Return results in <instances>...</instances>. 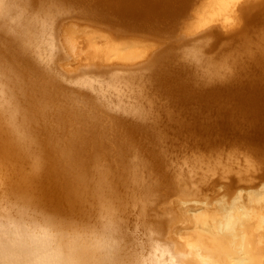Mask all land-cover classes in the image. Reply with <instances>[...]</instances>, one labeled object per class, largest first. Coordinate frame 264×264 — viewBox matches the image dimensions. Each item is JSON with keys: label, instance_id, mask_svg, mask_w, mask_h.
Returning a JSON list of instances; mask_svg holds the SVG:
<instances>
[{"label": "rangeland", "instance_id": "rangeland-1", "mask_svg": "<svg viewBox=\"0 0 264 264\" xmlns=\"http://www.w3.org/2000/svg\"><path fill=\"white\" fill-rule=\"evenodd\" d=\"M1 2H0V8H2L3 7V11L5 12L4 14H6V16H10V14L12 13V14H14V16H13V18H10L11 16H12V14H11V16L9 17L10 19H13V23L12 22H10V20H8L9 18H7L4 14H2L1 12V14H0V17L2 18H0V26L2 27H0V30H2L3 29V27H5L6 25H8L9 23V25L7 26V28H9V29H11V27H12V29H11V32H8L9 31V29H7L5 32L2 30V32H4V33H2V32H0L1 34H0V42L2 41V43H0V45H10V44H13L16 48H19V46H20V42L22 43V45H23V47L25 48V51H22V52H24L25 54H27L26 55V57L32 62H34L36 65H35V68L34 67H32L29 63H27V61H28V59H27V61L26 60H24V59H21V60H19V61H17V63H18V65H20L21 66V68H25V71H26V73L27 72H31V75H28L29 77L31 76L33 79H34V84H35V87H36V89H35V93L37 94V93H39L40 92V94L38 95V99H39V101H40V103L43 105V107H45V108H47L49 111V113H50V115L49 114H47L46 116H42V115H39V116H36V117H34L33 115H32V113L31 112H29V110H28V108H26L23 112H21V111H19L20 110V108H23L24 106H26V104L28 105V104H32L33 103V101L31 100V99H29V98H27V97H25L26 99H24V97H23V94L21 95V98L18 96L19 95V92L17 93L18 95L16 96V95H14V94H12L11 93V90H12V88L14 89L15 88V84H14V82H12V79H13V77H12V70L14 69V67H15V69H16V64L14 63V62H12V61H10L9 59H7L6 57H5V55L3 54V53H1L0 52V91L1 92H4V94L2 93V95L0 94V121H1V123H0V125H2L1 126V128H0V153L1 154H3V155H1L0 154V159H1V165H0V171H1V174H3L2 176L3 177H5V178H3L2 177V179L0 180V211H2V210H6V211H3V215H2V213L0 212V216H3V217H7V215H8V217H9V215L11 216V215H13V210H15L16 208H14L13 209V206L12 205H14V203L15 202H12V201H17L18 200V198H17V195H15V193H13L15 196H16V198H17V200H15L13 197H15L14 195L13 196H11L12 195V188L14 189L15 188V185H17V186H19V184L22 182V179L21 178H25V179H29V181L33 178V182H29V183H33V184H29L30 186H32V187H34V188H36V192L37 191H39L38 193V195H40L41 193H42V191H43V193L46 195L47 194V192H45V190H44V188L42 187V186H44L46 183H45V181H47V179H49V172H48V169L49 168H47L48 166H46V165H44V167H43V169H42V167L40 168L41 170V179H42V177H43V179H42V181H39V180H41V179H38V178H36V180H38V182L35 180V182H34V172H36V168H34L35 167V165H36V163H34V161H35V159L37 158V160L35 161V162H37V164H38V159H40L41 161H43L44 163H48V161H49V159L47 160V158H45V154H47V153H45V152H48L49 150L47 149L49 146L48 145H54V146H57L58 148L60 147L61 148V150L63 149L62 147H64L65 145H66V142H67V138H70V135L73 133V131L75 132V130L77 129L76 127H78V128H81V126L82 127H84V125L83 124H85V129L83 128V131H82V133H83V136L84 137H88L90 140H92V141H90L91 143H89L88 142V144L87 145H89V144H91V145H89V146H87V147H85V149H88L89 151H90V147H92V153L91 152H89L88 150H85V156L87 157V158H85V159H87V160H89L91 163H89V161H85V159L84 160H82V161H79V162H76V163H74V165L75 166H78V167H80V171L82 172L83 171V169H82V167L84 168L85 166H87V164L89 163V164H91V165H89L90 166V168H89V170H88V167L89 166H87V167H85V168H87V171L85 172V177H86V179H87V181H89L88 183V188L90 187L91 189H93L91 186H93V183L91 184V179L90 178H93L92 180L93 181H95V177L97 176V172L98 171H100L101 173H108V176L110 177V178H114L115 177V179L117 178V181L121 178V177H124L125 178V176H126V174H127V177L129 178V176H130V174H131V178H132V180H131V178H127V181H126V178H125V182H127V184L126 183H122L121 184V182L120 181H124V178L122 179V180H120V181H118V183L117 184H115L116 183V181L113 179V181H114V183H112V180L109 178V180L108 181H110L111 183H110V186H111V194L113 195V194H115V195H113L111 198H112V202H114L115 203V205H114V203H112L111 204V201L109 200L110 199V195L111 194H109L110 193V191L108 190V189H106L107 191L106 192H108V194L106 193V192H104V195L106 196V197H102V198H106V199H100V202L98 201L99 199H96V198H94V197H92V196H89V197H87V201L86 202H88V203H84V205H88L87 206V208H89L88 210L90 211V207H91V211L94 209L95 210V205L97 206V204H99V203H101L100 205L101 206H97L96 207V209H99V208H101V210L102 211H104L103 213H101L100 211V209H99V212H97L98 210H93V213L91 212H88V210H86L87 208L83 205L82 207H85L86 209L85 210H83L84 208H82V209H80V210H83V211H80V210H78L77 212H76V216H74V220L75 219H77V217L78 218H83L82 219V221H80L81 219H78V221L76 220L75 221V223L76 222H81V225H82V222L84 221V222H86V220L87 219H91V221H92V218L93 219H95V220H93V221H96V217L95 216H97V217H100V219L98 220V218H97V220L99 221V223H98V221L95 223L94 222V224L95 225H97V224H99V226L97 225V227H96V229L98 230V232L96 231V229L95 228H92L93 226L95 227V225H92L93 224V221H92V223L90 222V220H87V221H89L90 222V224H89V226L87 225V226H84V225H86L87 223H89V222H86V224L83 222V225L82 226H84V230L82 229V226L80 225V223H78V225H77V223H76V226H78V229L80 230V229H82L83 230V232L85 233V235L84 236H86V234L87 233H91L90 231H93L95 234H97V235H101V234H98L100 231V233H102V234H104L105 233V235H103V236H105V238H102L103 239V241H105L106 242V244H108V246H112L113 244H114V242H115V244L118 242V244L120 243V240H121V242H122V240L124 239V238H126L127 240H125L126 242H127V244H125L126 242L123 240V244L122 243H120L119 245H121L122 247H120V249L121 250H124L123 248L125 247V248H128V249H125L124 251H126L125 252V254L122 252V256L124 255V257L125 256H127V257H130V256H128L127 254H128V252H129V254L131 255V258H129V259H127V261H126V258H125V260H124V258H123V260L124 261H126V262H128L127 264H129V262L131 261V263L130 264H135V261L139 258H142L143 259V257L144 258H149V262L151 263V264H155V262H157L158 263V261H162L163 262V264L164 263H166V264H179L180 262L181 263H183V261L186 263V261H185V259L183 258V255H181V254H184L185 255V251H190V252H188L189 254H191L192 252H193V249H191L188 245H187V243H186V240L188 239V237H189V235L191 234V233H193V231L195 230V228H196V226L193 224L192 225V223H190V221H192V219L191 218H193L192 217V215L194 216V217H196L195 215H199V213H203L204 212V209H205V211L207 210V208H208V210H209V208L211 209L210 211H212L213 209H214V211H216L217 209H218V207H219V205L222 203V202H227V203H229L230 201H238L239 199H242V200H245V199H247V200H245V202H247V203H249L250 202V193H255L256 195H261V196H263L264 195V131H262V134H259V132L258 131H256V128H255V124H257L258 123V119H256V117L257 118H259L258 116H260V118H259V125L260 126H263L264 125V114H260V115H252V113H251V110H252V107L254 108V109H256L255 108V106H257V104H254V103H251L249 100H246V101H240V99L238 98V97H236V96H239L240 97V94L242 95V94H246L247 92H249V91H251V90H255V92L253 93V94H260V96H261V92H263V94H264V87H262L263 85H262V83H264V82H262V81H264L263 79H264V76H262V75H264V72H263V67H264V52H263V48H262V45L264 44V43H262V42H264V34H262L261 35V32H259V31H263L262 33H264V16H262V18L260 17V18H257V19H254V20H252L251 22H248V20H246V19H248L249 18V16L247 15V16H245V14H246V12L242 9L241 10V8H240V10L238 9V13H236V14H233V15H231L229 18H228V20H227V22H224V16H220V18L219 19H215L214 21H211L212 23H207V24H204V25H202L203 23H204V21L202 22V19L204 18V16H201V14L203 13V12H205L206 11V9H208L209 8V4L211 3V0H194L193 2H192V0H191V4H190V6H188V8L190 9V10H187V11H189L188 13H187V11H183L184 12V15H180L179 16V18H182V19H179V21L181 20V22H178V20H177V24H176V26L177 25H179L178 27H175V29H174V31H173V33H169V32H167V33H165L164 31H166V30H164L165 29V26H163L162 27V25H160L159 24V26H161L162 28H163V30L164 31H162L161 29V27L158 29V27L156 28V27H152L151 29L149 28V27H147V26H149L148 24L149 23H147L146 21L144 22V21H142L141 22V24L143 25H141L140 24V21H136V23H138V25L137 24H133V22L131 23L130 21H127V20H123V19H121L120 17V19H118V17L117 16H111L110 18L109 17H103V15L102 14H97L98 13V11L97 12H95V10L94 11H91V10H93V9H91V10H89L88 9V5H89V3H85V2H83L82 3V5H81V2H82V0H74V2H77V1H80V2H77V3H74L73 1H71V3L74 5V6H72V4L70 3V1L68 0V1H63V0H61V2H60V0H47V2L48 3H46V0H44L45 1V3H44V1H40L39 3L38 2H36V3H33V2H24V1H20V2H18V0H16L17 2L16 3H18L17 5H19V8L21 7V8H23L21 11H24L25 12V15H26V13H27V11H28V13H30L29 15H28V13H27V15L26 16H28V17H26L25 15H23V13L21 12V14H19L20 12V9H18L17 10V8H15V6L14 5H16L15 4V0H12L13 2H11V0H10V2H11V5L13 6V7H11V5H10V3H8L7 2V4H5L6 3V1H9V0H3L4 2H2V0H0ZM89 1H93V0H89ZM253 1V0H252ZM256 2L258 1V0H255ZM23 2V3H22ZM52 2V3H51ZM53 2H55V3H53ZM58 2V3H57ZM70 3V4H68V3ZM256 2H254V3H256ZM2 3V4H1ZM14 5H13V4ZM41 3H43V4H41ZM66 3V4H65ZM20 4H21V6H20ZM28 4H29V6H31V7H27L28 6ZM45 4H47V5H45ZM55 5L56 6V10L54 9V10H52V11H50L49 9V12H47L46 10H45V8H47L48 6H50V5ZM60 4V5H59ZM86 4V5H85ZM188 4V5H189ZM10 5V6H9ZM22 5L25 7L26 5V7H27V9H25L24 7H22ZM85 5V6H84ZM33 6H35L34 8H32ZM38 6V7H37ZM64 6V7H63ZM66 6V7H65ZM70 6V7H69ZM82 6V7H81ZM261 6V5H260ZM260 6H257V7H260ZM18 7V6H17ZM37 7V9H35ZM44 7V8H43ZM257 7H252V9L253 10H251V11H257L256 9H257ZM8 8V9H7ZM50 8V7H49ZM60 8V9H62V10H60L59 12H60V15H59V12H58V9ZM82 8V9H81ZM187 8V9H188ZM14 9H15V11L17 10V14L16 13H13V12H15L14 11ZM28 9H30V10H28ZM65 9H67L66 10V13H65ZM80 9H81V11H80ZM84 9H86L85 11H84ZM9 10V11H8ZM34 10V11H33ZM40 10V11H39ZM43 10V11H42ZM39 13H38V12ZM57 12V14H55L56 12ZM264 11V10H263ZM262 11V12H263ZM8 12H10V14H8ZM19 12V13H18ZM34 12V13H33ZM53 13L52 15H51V13ZM86 12V13H85ZM37 13V14H36ZM42 13V14H41ZM50 13V14H49ZM94 13V14H93ZM106 13V12H105ZM206 13V12H205ZM245 13V14H244ZM264 13V12H263ZM16 14V15H15ZM46 14H47V17H46ZM96 14V15H95ZM262 14V13H261ZM1 15H4V16H1ZM17 15L20 17L21 15V17L18 19V18H16L17 17ZM36 15H37V17H36ZM45 17H44V16ZM58 15V16H57ZM66 15V16H65ZM264 15V14H263ZM26 17V18H28V19H26L25 20V18L24 17ZM102 16V17H101ZM183 16V17H182ZM41 17V18H40ZM48 17H50V19L48 18ZM54 17V18H53ZM59 17V18H58ZM115 17H116V19H115ZM247 17V18H246ZM259 17V16H258ZM7 18V20H5ZM15 18H16V20H15ZM30 18V19H29ZM33 18V19H32ZM51 18H53L52 20H51ZM222 18V19H221ZM242 19V20H240V19ZM4 19V20H3ZM48 19V20H47ZM221 19V21H223V22H221V21H218V20H220ZM239 21H238V20ZM258 19H260V20H258ZM2 20V21H1ZM20 20H22V21H20ZM25 20V21H24ZM33 20H35V21H33ZM46 20V21H45ZM59 20V21H58ZM15 21H17V22H15ZM26 21L27 22H29V21H32V24H31V26H29L28 25V23H26ZM40 21V22H39ZM47 21H49V22H51V24L49 23V22H47ZM206 21V20H205ZM229 21V22H228ZM239 22V23H236V22ZM241 21V22H240ZM247 21V22H246ZM261 21V22H260ZM7 22V23H6ZM47 22V23H46ZM243 22V23H242ZM259 22V23H258ZM6 23V24H5ZM18 25H17V24ZM20 23V24H19ZM30 27L29 29H26L27 28V26H26V28H25V25L26 24ZM57 23H58V25H57ZM143 23H145V26H144V24ZM179 23V24H178ZM222 23L224 24V25H222ZM234 23H235V25H234ZM242 23V24H241ZM253 23V24H252ZM255 23V24H254ZM263 23V24H262ZM24 24V27L22 26ZM44 24V25H43ZM50 24V25H49ZM209 24V25H208ZM231 24V25H230ZM237 24V25H236ZM246 24H248V25H246ZM257 24V25H256ZM16 25L17 26H21V28L19 27V29H18V31H17V36H16V34H15V36H14V31H13V29L15 30V33H16ZM34 25V26H33ZM256 25V27H254ZM42 26V27H41ZM45 26V27H44ZM50 26V27H49ZM51 26H52V28H51ZM57 26V27H56ZM139 26H142V27H139ZM210 26H214V27H212V29L210 28ZM225 26V27H224ZM236 26H238L237 28H236ZM35 27V28H34ZM144 27V28H143ZM166 27H168V25L166 26ZM243 27V28H242ZM248 28L247 29V32H246V28ZM32 28V29H31ZM37 28V29H36ZM50 28V29H49ZM169 28V27H168ZM195 28V29H194ZM213 28H215L216 30H214ZM229 28V29H228ZM235 28V29H234ZM242 28V29H241ZM254 28V29H253ZM260 30H259V29ZM21 29V30H20ZM153 29V30H152ZM190 29H191V31H190ZM194 29V30H193ZM250 29V30H249ZM31 30V31H30ZM37 30V31H36ZM51 30V31H50ZM58 30V31H57ZM205 30L206 31H208V30H210V31H208V32H206V34H203L202 33V31L203 32H205ZM229 30V31H228ZM241 30V31H240ZM259 30V31H258ZM13 31V32H12ZM21 31H22V33L23 34H21ZM49 31V32H48ZM56 31V32H55ZM214 31V32H213ZM221 31V32H220ZM254 33H252V32ZM255 31V32H254ZM19 32V33H18ZM28 32V33H27ZM70 32H71V34H70ZM87 32H88V34H87ZM189 32V33H188ZM242 32H244V33H242ZM8 33H13V35H9ZM41 33V34H40ZM49 33V34H48ZM52 33V34H51ZM82 35H81V34ZM84 33L87 35V37L89 36V38H90V40L91 41H89V38H87L86 36V38H87V40L88 41H84V38L82 37L83 35H84ZM90 33V34H89ZM213 33V34H212ZM232 33H234V34H232ZM242 33V34H241ZM252 34L253 36V40H252V37H251V35H249V34ZM8 34V35H7ZM30 34V35H29ZM48 34V35H47ZM93 34V35H92ZM190 34V35H189ZM201 34H203L202 36H199V35H201ZM225 34V35H224ZM229 34V35H228ZM232 34V36H230ZM242 36H241V35ZM249 36H248V35ZM255 34H257V35H255ZM260 34V35H259ZM5 36V38H7V39H9L8 40V43L6 44V39H2V38H4L3 36ZM21 35V36H20ZM36 37H35V36ZM45 35V36H44ZM65 35V36H64ZM71 36V35H73L74 37H75V39L76 40H78V39H82L83 38V40L80 42V41H78V42H80V43H83V41H84V43H83V45H80V43H78V50L77 51H73V49L71 48V45H70V43H69V45L68 44H66L67 43V41H66V36ZM81 35V36H80ZM91 35V36H90ZM197 35H198V37H197ZM243 35H245L244 36V38H243ZM32 36V37H31ZM39 36V37H38ZM67 36V40L69 39V37ZM82 37V38H78V37ZM182 36V37H181ZM187 36L189 37V36H191V38H187ZM207 36H209V38L207 37ZM212 36V37H211ZM234 36V37H233ZM258 36V37H257ZM2 37V38H1ZM35 37V38H34ZM44 37V38H43ZM46 37V38H45ZM92 37H94V40H93V38ZM96 37V38H95ZM183 37H185V41L183 40ZM192 37H193V40H192ZM195 37V38H194ZM203 37H205V38H203ZM226 37V38H225ZM233 37V38H232ZM249 38V40H248V38ZM257 39H256V38ZM19 38V39H18ZM41 39V40H39V39ZM179 38H181V39H179ZM204 39V41H203V39ZM237 38H239V40H237ZM242 38V39H241ZM259 38V39H258ZM262 38V39H261ZM12 39V40H11ZM35 39H36V41H35ZM45 39V40H44ZM97 39V41L95 42V40ZM168 39H170L171 41H173L174 42V44H173V42H171V41H169ZM177 39H178V41L180 42V40H181V44H182V42L184 41V43L181 45V44H179L178 43V41H177ZM196 39V40H195ZM200 39V40H199ZM206 39H208V40H206ZM247 39V40H246ZM6 40V41H5ZM23 40V41H22ZM44 40V41H43ZM48 40V41H47ZM110 40H111V42L112 43H110ZM174 40H176V41H174ZM195 40V41H194ZM197 40H199V41H197ZM212 40V41H211ZM219 40V41H218ZM224 40H225V42H224ZM229 40V41H228ZM231 40V41H230ZM245 40V41H244ZM251 40V42H252V45L250 46V42H248V41H250ZM257 40V41H256ZM5 41V42H4ZM108 41H109V43H110V45H113V43H119V44H125V43H127V44H131L130 45V47L131 48H133L134 49V51H139V49L141 50V49H144L145 51L143 52L145 55H147V56H145V55H141V56H137L136 58H135V60L133 59V60H130V61H132V62H127L126 60H124V59H121L122 60V62L123 63H125V64H123L122 62H121V60H120V58H115L114 57V55H111V57H105L104 55H101L100 56V54L98 55V54H96V52H97V49H96V47L97 48H99V46H96V44L97 45H99L100 43H101V45H105V47H102L101 45V48H106L107 46H106V44L108 43ZM115 41V42H114ZM169 41V42H168ZM188 41V42H187ZM201 41H202V43H204V44H202L201 43ZM211 41V42H210ZM233 41V42H232ZM253 41H255V42H253ZM16 42V43H15ZM41 42V43H40ZM46 42H47V44H46ZM167 42L169 43V45L167 44ZM171 42V43H170ZM190 43V45L191 44H193L194 43V45H196L197 46V48H198V46H202L201 47V49H203L202 50V52L204 51V53L203 54H200V53H202L201 52V50L200 51H196L197 50V48H195L196 46H194V45H191L192 47H194L193 49L192 48H190L189 46V44H187V43ZM192 42V43H191ZM197 42V43H196ZM243 42H246L247 43V46H246V43H243ZM4 43V44H3ZM96 43V44H95ZM109 43L107 44V45H109ZM177 43L180 45L179 47H181L180 49L178 48V45H177ZM199 43V44H198ZM224 43V44H223ZM229 43H231V44H229ZM249 43V44H248ZM253 43H254V45H253ZM256 43V44H255ZM34 44V45H33ZM36 44V45H35ZM54 44H56L57 45V47H56V45H54ZM85 44L87 45V46H85ZM90 44V45H89ZM166 44V45H165ZM171 44V45H170ZM173 44V45H172ZM184 44H186V45H188L187 47V49H188V51H187V49H186V47H184ZM198 44V45H197ZM236 44H238V46L236 45ZM42 45V46H41ZM45 45V47H43ZM93 45V46H92ZM103 45V46H104ZM175 45V46H174ZM177 45V46H176ZM185 45V46H186ZM206 45V46H205ZM228 45V46H227ZM245 45V46H244ZM256 45V46H255ZM260 47H259V46ZM18 46V47H17ZM80 46H84V48L83 49H81L82 47H80ZM90 46V47H89ZM173 46L177 49H173ZM237 46V47H236ZM243 46V47H242ZM253 49V47H254V49H256V50H254V51H256L255 52V54H251V53H249L250 51H249V49H250V47ZM253 46V47H252ZM258 46V47H257ZM264 46V45H263ZM2 47V46H1ZM48 47H49V49H48ZM60 47V48H59ZM143 47V48H142ZM163 47H165L166 48V50H164L163 51V49H165V48H163ZM184 47V48H183ZM199 47V48H200ZM240 47V48H239ZM256 47V48H255ZM44 48V49H43ZM51 48H52V50H51ZM65 48V49H64ZM94 50H93V49ZM183 48V51L181 50ZM199 48H198V50H199ZM224 48V49H223ZM261 48V49H260ZM35 49V50H34ZM40 49V50H39ZM59 49V50H58ZM160 51H159V50ZM179 49V50H178ZM190 49H192L193 51H194V53H195V56H194V54H193V51L192 52H190ZM195 49V50H194ZM220 49V50H219ZM233 49H234V51H233ZM240 49V50H239ZM248 49V50H247ZM252 49H250L251 51H252ZM263 49V50H262ZM32 50V51H31ZM50 50V51H49ZM83 50V54L81 53V51ZM236 50V51H235ZM244 50V51H243ZM247 50V51H246ZM27 51V52H26ZM35 51V52H34ZM41 51V52H40ZM43 51V52H42ZM163 51V52H162ZM178 51H180V52H178ZM196 51V52H195ZM233 53V56L231 55L232 53ZM243 51V52H242ZM262 51V52H261ZM70 52H72L74 55H72V53H70ZM88 52H92V53H89L88 54ZM93 52H94V54H93ZM152 52H153V54L155 55V56H153V57H155V58H150L151 60V62H152V64L151 63H149V64H147V62L145 63V61L146 60H149V59H146V57H150L149 55H151L152 54ZM171 53V54H168V53ZM183 52V53H182ZM198 52H200V53H198ZM239 52H240V54H239ZM250 54H248V53ZM260 52V53H259ZM48 53V54H47ZM53 53H54V55H53ZM61 53V54H60ZM164 53H166V56L168 55L169 57H167L166 58V61H168L169 62V64L170 65H172L173 63H176L177 62V65H172V67L170 66V68H172L173 70H171L169 67H168V70H167V63L166 62H163V64L162 65H164V66H166V69H164V73H163V71H162V69H161V65L159 64V63H157V62H159L158 61V58L159 57H161V56H163L164 55ZM178 53V54H177ZM191 54L192 56H194V58H196V59H194L195 61H193V58H191L192 56H190V54L188 55V57L186 56L187 54ZM196 53L198 54V56H196ZM243 53H245V54H248V56L247 55H245V54H243ZM254 53V52H253ZM261 53L263 54L262 55V57L260 56L259 57V55H261ZM24 54V55H25ZM31 54V55H30ZM46 54V55H45ZM56 54H57V56H56ZM58 54H60V55H58ZM184 54V55H183ZM186 54V55H185ZM204 54L206 55V56H204ZM242 54V55H241ZM39 55V56H38ZM41 55V56H40ZM43 55V56H42ZM47 55H48V57H47ZM78 55H80V56H78ZM95 55V56H94ZM161 55V56H160ZM202 57H200V56ZM212 56V58H211V56ZM58 56H60V59L58 60L57 59V57ZM61 56H62V58H61ZM89 56V57H88ZM152 56V55H151ZM165 56V57H166ZM237 58H236V57ZM36 57V58H35ZM74 59H73V58ZM78 57V58H77ZM171 57H173L172 59H171ZM180 57H181V61L180 62H178V60H180ZM184 57V58H183ZM198 57H200V58H198ZM208 57V58H207ZM229 57H231L229 60L227 59V58H229ZM242 57V58H241ZM257 57H258V59H257ZM41 58H43V60L41 59V61H40V59ZM59 58V57H58ZM77 58V59H76ZM106 58V59H105ZM109 58V59H108ZM176 58H177V60H176ZM225 58V59H224ZM259 58H261L260 60H259ZM39 59V60H38ZM44 59H45V61H44ZM157 59V60H156ZM171 59V60H170ZM173 59H174V61H173ZM183 59H185L184 61H187V62H185L186 64H183L182 62H183ZM187 59V60H186ZM190 59H191V62H190ZM201 59V60H200ZM222 59V60H221ZM238 59V60H237ZM240 59V60H239ZM8 60V61H7ZM61 60V61H60ZM120 62H119V61ZM145 60V61H144ZM196 60H197V62H196ZM199 60V61H198ZM211 60V61H210ZM227 60V61H226ZM249 60V61H248ZM29 61V62H30ZM43 61V62H42ZM52 61V62H51ZM115 61H117V62H115ZM144 61V62H143ZM176 61V62H175ZM194 63H193V62ZM229 61V62H228ZM244 61V62H243ZM247 61V62H246ZM262 61H263V63H262ZM40 62V63H39ZM45 62H47V63H45ZM153 62H154V65H153ZM188 62H190V63H193L191 66L192 67H190V63H188ZM203 62V63H202ZM208 62H210L209 64H208ZM223 62H224V64H223ZM24 63V64H23ZM53 63V64H52ZM88 63V64H87ZM107 65H106V64ZM128 63H129V65H128ZM130 63H133L134 65H130ZM136 63H138V64H136ZM157 63V64H156ZM179 63H181V64H179ZM189 65H188V64ZM196 63V64H195ZM204 63H207L206 65H207V67H205L206 65L204 64ZM216 63V64H215ZM230 63V64H229ZM243 63H245V64H243ZM251 63V64H250ZM259 63V64H258ZM262 63V64H261ZM22 64H23V66H22ZM44 64H46V65H44ZM59 64V65H58ZM109 64V65H108ZM115 64V65H114ZM153 65V66H155V67H151L152 69L151 70H153V71H151L150 70V67L148 68V66H151V65ZM166 64V65H165ZM179 64V65H178ZM197 64H199V65H197ZM204 66H203V65ZM211 64V65H210ZM218 64V65H217ZM223 65L222 67H225V65H227L225 68H223L224 69V73L222 72V70L223 69H221L220 70V65ZM229 64V65H228ZM241 64H243V65H245V66H243V65H241ZM15 65V66H14ZM25 65V66H24ZM37 65H38V67H37ZM41 65V66H40ZM120 67H119V66ZM137 65V66H136ZM156 65H158V67H156ZM186 65V66H185ZM199 66V67H197V66ZM210 65V66H209ZM231 65H235L234 67L235 68H238V69H233V66H232V69H231ZM238 65V66H237ZM242 66L241 67V69H240V67L239 66ZM249 65V66H248ZM260 65H263V67L262 66H260ZM57 66V67H56ZM112 66V67H111ZM136 66V67H135ZM163 66V67H164ZM179 66V68H180V72H177L176 70H178L179 68H175V67H178ZM182 66V67H181ZM237 66V67H236ZM43 67H45V68H43ZM48 67H50V69L48 68ZM66 67V68H65ZM146 67H147V69H146ZM174 67V68H173ZM185 67V68H184ZM187 67V68H186ZM209 67V68H208ZM214 68V69H211V68ZM221 67V68H222ZM244 67H245V69L247 70V72L248 73H246V71H245V69H244ZM248 67H250V69L248 68ZM10 68V69H9ZM38 68V69H37ZM52 68V69H51ZM208 68V69H207ZM226 68H228V70L226 69ZM242 68L244 69V71L242 70ZM254 68V69H253ZM14 69V70H15ZM33 69V70H32ZM47 69H49V70H46ZM159 69H161L160 70V72L162 71V73L161 74H159L158 73V71H156V70H159ZM175 69V70H174ZM184 69V70H183ZM187 69V70H186ZM216 69H218L219 70V72H217L216 74H214L213 73V71L214 72H216V71H218V70H216ZM225 69H226V71H225ZM233 70L232 71V73L231 74H235V71L234 70H236V73H237V75L235 74V78L234 77H232V76H234V75H231L230 74V72H231V70ZM241 71H240V70ZM253 69V70H252ZM41 70V71H40ZM44 70V71H43ZM60 70H61V72H60ZM66 70V71H65ZM69 70V71H68ZM150 71V74L152 75V73H153V76H149V77H152L151 79H154V81H159L162 85H164L163 87L161 86V84H160V86H161V88H160V86H159V84H158V82H157V86L156 87H154L156 90H160V91H162V93L160 92V91H157L156 92V90L152 87V85H153V83H154V85H156L155 83L156 82H154V81H151V79H148L147 77H148V73H149V71ZM171 71V73H169L170 71ZM191 70V71H190ZM195 70V71H194ZM203 70H204V72H203ZM211 70V71H210ZM239 70V71H238ZM251 70V71H250ZM261 70H262V72H261ZM35 71V72H34ZM39 73H38V72ZM55 71V72H54ZM59 71V72H58ZM136 71V72H135ZM138 71H140V72H138ZM142 71V72H141ZM154 71H156V72H154ZM169 71V72H168ZM184 71V72H183ZM193 71V72H192ZM198 73H197V72ZM200 71H202L203 72V74L205 73V75L207 74H209L208 76L206 75V77H205V75H203L202 76V72L200 73ZM221 71V72H220ZM240 72L239 74H238V72ZM47 72H49L53 77H55L57 80H58V83L57 84H54L53 82H50V74L49 73H47ZM69 74H68V73ZM197 73V74H200V75H197V74H194V73ZM208 72V73H207ZM212 72V73H211ZM246 74H245V73ZM250 72V73H249ZM259 72V73H258ZM33 73V74H32ZM45 73V74H44ZM53 73V74H52ZM62 73V74H61ZM141 73V75L139 76V77H137V75L138 74H140ZM155 73V74H154ZM158 73V77L156 76H154V75H156ZM173 73V77L175 76V75H177V74H180V75H183L184 73V75H183V77H182V79L181 80H179V82H181L182 83V81H183V83H184V80H185V84H186V86L185 87H187V86H189L188 88H186L187 90H180V83H178V82H173V81H175V80H173V77L170 75V74H172ZM175 73H177V74H175ZM218 73H220V75L218 74ZM221 73H223V74H221ZM263 73V74H262ZM10 74V75H9ZM162 74L163 75H166V77H167V75L168 76H171V77H169V78H171V79H167L165 76H164V78H163V76H162ZM187 74V75H186ZM192 74V75H191ZM213 74V75H212ZM261 74V76H259V75ZM56 75V76H55ZM144 75V76H143ZM161 75V76H160ZM196 75V76H195ZM211 75V76H210ZM215 75V76H214ZM226 76V78H225V76ZM254 75V76H253ZM48 76V77H47ZM159 76H160V78L161 79H159L158 80V78H159ZM190 76H191V78H190ZM193 76V77H192ZM197 76L198 77H200V78H197ZM213 76H214V78H215V82H214V80H213ZM217 76V77H216ZM224 76V77H223ZM245 76V77H244ZM247 76V77H246ZM12 77V78H11ZM63 77V78H62ZM83 78V79H81V78ZM187 77H189V80H188V78ZM220 77L222 78V80L220 79ZM231 77L232 78H234L233 79V81L235 80H237V82H233L232 81V79H231ZM43 78V79H42ZM186 78V79H185ZM201 78H203L202 80H201V82L199 81ZM210 78H212V80L210 79ZM224 78H225V80H224ZM227 78H230V79H227ZM256 78H263V79H261V80H256ZM45 79V80H44ZM48 79V80H47ZM197 79H199V80H197ZM218 79H220L222 82H220V81H217ZM251 79V80H250ZM36 80H38V81H36ZM71 80V81H70ZM73 80V81H72ZM162 82H161V81ZM163 80H165V81H163ZM169 80H170V83H169ZM187 80V81H186ZM193 80V81H192ZM210 80V81H209ZM11 82V84H13V86H10L9 84H10V82ZM21 81H23V78L21 79ZM168 81V82H167ZM189 81V82H188ZM191 81H192V83H191ZM195 81V82H194ZM204 81L206 82V81H208L207 83H204ZM218 82V84H217V82ZM230 81V82H229ZM48 82V83H47ZM195 83V85H194V83ZM202 83L203 82V84H200V83ZM209 82H213V83H211V85H212V87L213 88H211V85H210V83ZM219 82H220V84H219ZM225 82H227L226 84H225ZM261 84H260V83ZM90 85H89V84ZM163 83H165V84H163ZM169 83V84H168ZM173 83H175L174 85H173ZM198 83V84H197ZM228 83H230V84H234L233 86L234 87H236L235 89L236 90H238L239 91V93H237L238 91H235V89H234V87H232L231 88V86H230V84H228ZM69 84V85H68ZM89 85V86H91V87H87L86 85ZM167 84V85H166ZM171 84V85H170ZM224 84V85H223ZM239 84L240 85H243V86H240L239 87ZM246 84V85H245ZM249 84V85H248ZM251 84H252V86H251ZM257 84V88L255 87V85ZM260 84V85H259ZM25 85H26V83H25ZM51 85V86H50ZM63 85H65V86H63ZM92 85H93V87H92ZM151 85V86H150ZM169 85V86H168ZM173 85V86H172ZM192 85V86H191ZM195 87H194V86ZM200 85V86H199ZM202 85H204V86H202ZM207 85V86H206ZM209 85V86H208ZM57 86H58V88L60 89V90H63L64 89V91H60L58 88H57ZM85 86V87H84ZM165 86H168L167 88H165ZM198 86V87H197ZM220 86H222V87H220ZM223 86H225L224 88H223ZM261 86V87H260ZM51 87V88H50ZM65 87V88H64ZM151 87H152V89H151ZM209 88V90H208V88ZM240 89H239V88ZM244 87V88H243ZM45 88H46V90H45ZM78 88V90H80V89H82V90H80V93H81V91H82V96H81V94L80 93H77L78 92V90H76ZM150 88V89H149ZM162 88H163V90H162ZM166 90H165V89ZM171 90H170V89ZM173 88L175 89V90H173ZM197 89V90H201L202 92H203V90H204V93L202 94V95H204V96H206L205 98H209L210 96H209V94L211 95L212 94V96L210 97L211 99H214L215 100V98L216 97H218V96H220L219 98H217V99H219L218 101H217V99H216V102L215 101H211V99H205L204 98V96H201V95H199L200 93L198 92V93H194V92H191V91H195V89ZM206 88V89H205ZM230 88H231V90H230ZM59 91H58V90ZM88 89H89V91H90V93H91V90H92V92L94 93H92L91 95L92 96H90L89 94V91H88ZM153 89H154V91H153ZM169 89V90H168ZM211 89V90H210ZM259 91H258V90ZM262 89V90H261ZM76 90V91H75ZM177 90V91H176ZM207 90V91H206ZM212 90H214V93H215V95H216V97L215 96H213V92H212ZM225 90V91H224ZM229 90V91H228ZM233 90V91H232ZM38 91V92H37ZM97 91V92H96ZM151 91H153V92H155L156 94L158 93L159 95H160V97H159V95L158 96H156V94L155 93H151ZM163 91H164V93H163ZM171 91V93H169V92ZM178 91H180V92H182V93H178ZM209 91V92H208ZM218 91V92H217ZM220 91V92H219ZM0 92V93H1ZM34 92V91H33ZM43 92V93H42ZM57 92V93H56ZM68 92V93H67ZM70 92H72V93H70ZM165 92H166V94H165ZM172 92H174V95H173V93ZM206 92V93H205ZM212 92V93H211ZM230 92H231V97H230ZM234 94H233V93ZM252 92V91H251ZM34 93V94H35ZM48 93V94H47ZM67 93V94H66ZM77 93V95H75ZM89 93V94H88ZM96 93V94H95ZM162 95H161V94ZM177 93V94H176ZM188 93H189V95H190V97L192 96V98L190 99V97L188 96ZM223 93H225V94H223ZM227 93V94H226ZM28 94H30V92L28 93ZM35 94V95H36ZM84 94H86L87 95V97H88V103H90V105H91V107H90V105L89 104H86L85 102H87L86 100H82V101H78V100H81V98H83V99H86L87 97L86 96H84ZM99 94V95H98ZM152 94V95H151ZM155 94V95H154ZM167 94L169 95V96H167ZM171 94V95H170ZM220 94V95H219ZM262 94V95H263ZM12 95V96H11ZM57 95H59V96H57ZM73 95V96H72ZM98 95V96H97ZM144 95V96H143ZM166 96V98H165V96ZM224 97H223V96ZM227 95H228V98H227ZM236 95V96H235ZM3 96V97H2ZM44 96V97H43ZM47 96V97H46ZM77 96V97H76ZM84 96V97H83ZM151 96V97H150ZM175 96V98H178V99H175V98H171V97H174ZM185 96H187L186 98H188L187 100L188 101H186V98H185V100H183L184 99V97ZM199 96V98H197ZM233 96V97H232ZM235 96V97H234ZM12 97V98H11ZM57 97H59V99L61 98V97H63V98H65V101H64V99L62 100V99H60V101H59V99L57 98ZM67 97H68V104H66V103H64V102H66L67 101ZM71 97V101H70V98ZM91 99H90V98ZM99 97H100V99H99ZM101 97L106 101H104V100H102L101 99ZM156 97H159L158 99H159V101H161V102H158V99L156 98ZM215 97V98H214ZM223 98V100H222V98ZM229 97L231 98V100L229 99ZM4 98V99H3ZM18 100H17V99ZM107 100H106V99ZM149 98V99H148ZM151 98V99H150ZM163 98V99H162ZM165 98V99H164ZM168 98H171L170 100L168 99ZM200 98H201V100H200ZM225 98L226 99H228L229 101H231V102H229V101H227V100H225ZM232 98H234L235 100H232ZM238 100H237V99ZM19 99H21V100H19ZM45 99V100H44ZM73 99V100H72ZM75 99L77 100V102L78 103H80V104H75V103H77L76 101H75ZM93 99H94V101H96V99H98L97 101H96V104L94 105V101H93ZM154 99V100H153ZM172 99H174V100H172ZM196 99V100H195ZM5 100V101H4ZM62 100V101H61ZM111 100V102H109ZM152 100V101H151ZM156 100V101H155ZM162 100H165L164 102L162 101ZM167 100H169L170 102L168 103L167 102ZM172 100V101H171ZM182 101V104H181V101ZM190 100H192V101H190ZM203 100V101H202ZM207 100H208V102H209V105H206V104H208L207 103ZM74 101H75V103H74ZM104 101L105 102V104L107 105V102H109L110 104H108V106H110V107H108V106H105V104H103L102 102ZM176 101V102H175ZM206 101V102H205ZM250 102V103H248V102ZM262 101H264V99L262 100ZM32 102V103H31ZM64 104H63V103ZM69 102H71L73 105H76L77 106V108L78 109H81L82 110V108H81V106L82 105H85V107L84 106H82L84 109H83V111L84 112H86V110L87 109H90V110H87V112L89 113V115L90 116H92L93 114H95L94 115V117H98V118H100L101 120H100V122L101 121H103L104 123H103V125H101V126H97V127H101V128H105V134H102V133H94L95 131L93 130V132L91 131L92 129H96V128H93V127H89V124H88V126H87V123H89V121H87V123L85 122L86 120H82L83 122H85V123H83L81 120H79V121H75V120H72V122L71 121H69L70 123L69 124H66V125H59V124H57L58 122H55V125L56 126H50L49 127V129H51L52 130V133H50L51 131H48V130H46V128H41V127H39V125H41V124H43V123H46V122H48V123H50L51 121H52V119H50V117L52 118V116H54V113H51L53 110H55V108H56V110H57V108H59V109H65L66 107L68 108V106H69V109H72V108H74V110L76 109V111H77V108H75L76 106H72L71 105V103H69ZM99 102V103H98ZM100 102H101V104H100ZM153 102H156L157 104H156V110H155V108L153 107V105L155 104V103H153ZM163 102V103H162ZM166 102V103H165ZM173 102H175L174 104L175 105H172V107H170L171 105H169V104H172ZM201 103V106H199L198 104H200ZM203 102V103H202ZM211 102V103H210ZM220 102V103H219ZM225 102V104H223ZM235 102H237L236 104H235ZM240 104H239V103ZM243 102V103H242ZM247 103V105L246 104H244V103ZM16 103V104H15ZM61 103V104H60ZM85 103V104H84ZM92 103V104H91ZM146 103V104H145ZM160 103H162V104H164V105H162V106H166V107H168L169 109L171 108H173L174 106V108L172 109L173 111H174V109L176 110V111H172V110H170L169 111V109H167L168 110V112H169V114H163L162 116H166L165 117V119H163L164 117H162V116H159V115H157V112L155 113V111H158V110H160V112H163V113H167V110H165L164 109V107H163V109L161 108L162 106L160 105ZM167 103H168V106H167ZM178 103V105L180 106V105H182V106H178L177 105V107H176V104ZM185 103V104H184ZM193 105H192V104ZM198 103V104H197ZM205 103V105H203ZM214 103V104H213ZM230 103H232V104H230ZM234 103V104H233ZM50 104V105H49ZM56 104V105H55ZM152 104V105H151ZM166 104V105H165ZM212 106H211V105ZM241 104H243V105H241ZM248 104H249V107H248ZM262 104H264L263 102H262ZM52 105H53V108L54 109H51L52 108ZM57 105H60V106H57ZM62 105V106H61ZM93 105V106H92ZM96 105H101V106H103L102 108H100L99 106H97V110H96ZM124 105V106H123ZM126 105V106H125ZM147 105V106H146ZM157 105H159V107L157 108ZM191 105H192V107H191ZM203 105V106H202ZM214 105H215V107H214ZM217 105V106H216ZM225 105V106H224ZM237 105V106H236ZM244 105H246V106H244ZM252 105H254V106H252ZM71 106H72V108H71ZM95 106V107H94ZM120 106H121V108H120ZM132 106V107H131ZM161 106V107H160ZM195 106H197V109H196V107ZM206 106H207V108H206ZM221 108L222 106V108L221 109H218L220 112H221V114H220V112L219 111H217V108H219V107ZM229 106H231V107H229ZM232 106L233 107H236V109L235 108H232ZM240 106H242L243 107V112L244 113H242V107H240ZM252 106V107H251ZM264 106V105H263ZM13 107V108H12ZM16 107H18V108H16ZM98 112H95V110L93 109V108ZM112 107L115 109L116 108V110H117V112H116V110H113L112 109ZM122 107H124V108H122ZM165 107V108H166ZM184 107V108H183ZM194 107V108H193ZM199 107H201L203 110H201V111H199L200 109H199ZM204 107V108H203ZM210 107H212L210 110H208ZM214 107V108H213ZM224 107H226V108H224ZM239 107H240V109H239ZM246 107H247V109H246ZM9 112H7L5 109ZM11 108V109H10ZM99 108V109H98ZM154 108V109H153ZM159 108H161V109H159ZM208 110H206V109ZM12 109H14V110H12ZM100 109H102L101 110V114H102V117H101V115H100ZM103 109H109V110H106V112L107 111H109L108 113H107V115H105L104 116V113H103ZM120 109V110H119ZM158 109V110H157ZM179 109V110H178ZM180 109H181V111H180ZM185 109V110H184ZM192 109H195L194 111L192 110ZM204 109L206 110V112L204 111ZM213 109V110H212ZM224 111H223V110ZM226 109V110H225ZM234 109V110H233ZM244 109H245V111H244ZM11 110L12 111H14V112H18V114L20 115H18L17 117H16V119H14V120H11V119H13L12 117H10L11 116ZM17 110V111H16ZM111 110V111H110ZM115 111V112H113V111ZM118 110H119V112H118ZM166 111V112H164V111ZM184 110V111H183ZM187 110V111H186ZM214 111L215 112V118L216 119H214L215 120V122L213 121V118H214V113L212 112V111ZM239 110V111H238ZM78 111H80V110H78ZM77 111V112H78ZM82 111V112H83ZM92 111H94V112H92ZM151 111V112H150ZM188 111H190V112H188ZM210 111V112H209ZM231 111V112H230ZM238 111V112H237ZM90 112H92V114L90 113ZM105 112V111H104ZM111 112V113H110ZM149 112V116L147 115V113ZM159 111H158V113H160ZM172 112V113H171ZM175 112H176V114H175ZM180 113L181 112V114H178L177 115V113ZM185 112V113H184ZM205 112V113H204ZM229 113L230 115H232L234 112H236V113H234L232 116V118H236V116H239V117H237L236 119L234 118V121L233 120H231V119H229V120H231L234 124H233V126L235 127H233L232 126V123H231V125H229V123L230 122H221L222 121V119H220V118H218V116L219 117H223V114H225V113ZM21 113V114H20ZM78 113H80V112H78ZM113 113H115V115L113 114ZM151 113V114H150ZM174 113V115H172ZM190 113V114H189ZM204 113V114H203ZM211 113V114H210ZM213 113V114H212ZM226 113V114H227ZM242 113V114H241ZM3 114V115H2ZM7 114H9V115H7ZM81 114V113H80ZM99 114V115H98ZM106 114V113H105ZM111 114H113V115H111ZM162 114V113H161ZM160 114V115H161ZM185 114H189V116H188V118L189 117H193L192 119H193V121L191 120V122H190V124L188 123V121L190 120V118L189 119H187V115H186V118L184 119V116H185ZM202 114H203V117H202ZM207 114V115H206ZM251 114V115H250ZM23 115V116H22ZM155 115V116H154ZM169 115H171V117L169 116ZM191 115V116H190ZM207 117H206V116ZM208 115H209V120H208ZM213 115V116H212ZM229 115V117L231 118V116ZM235 115V116H234ZM241 115H247V117H248V119H246L247 117H241ZM248 115H250V116H248ZM263 115V116H262ZM103 116L105 117V119L103 120ZM109 117L110 118V116H112L111 117V120L109 119V118H107V117ZM117 116V117H116ZM152 116V117H151ZM154 116V117H153ZM170 118H168V117ZM173 116V117H172ZM175 116L177 117V118H179V120L178 119H176L175 118ZM181 116V117H180ZM204 116H205V118H207V119H204ZM227 116H228V114H227ZM23 117V118H22ZM43 117V118H42ZM70 116H68V118L67 119H70L69 118ZM115 117V118H114ZM130 117H133L132 119H133V121H134V124H144V125H142V130H141V128L139 129V128H137L135 131L134 130H130V132H134V133H130L129 131L128 132H125V133H123L122 132V129L120 130L119 129V131H118V128H117V130H116V126L114 127L113 125L114 124H116L115 122L117 121V120H125V118H126V122H131L132 121V119L130 118ZM182 117H183V119H182ZM46 118H47V120H46ZM124 118V119H123ZM128 118V119H127ZM150 119V121H149V119ZM174 118V119H173ZM183 120H181V119ZM194 118H195V120H194ZM218 118V119H217ZM227 118V117H226ZM242 118V119H241ZM18 119H20V121L18 120ZM108 119V120H107ZM129 119H131L130 121H129ZM134 119H136V120H134ZM144 119V120H143ZM148 121H147V120ZM151 119H152V122H151ZM166 119H168V120H166ZM173 119V120H172ZM197 119V120H196ZM219 119L221 120L220 122V124H218L219 123ZM224 120H225V118H223ZM252 119H254L255 120V122L252 120ZM7 120V121H6ZM18 120V121H17ZM24 120V121H23ZM25 120H27V121H25ZM44 120V121H43ZM115 122H114V121ZM140 120H143V122H145V123H143L142 121L140 122ZM154 120V121H153ZM157 120V121H156ZM163 120V121H162ZM172 120V121H171ZM180 122V123H182L181 125L180 124H178V121ZM181 120V121H180ZM184 120H185V126L183 125L184 124ZM187 120V121H186ZM205 120H206V124H208L209 126L212 124V123H214V126H215V123H216V126L214 127L213 125H211L210 127H209V129L208 128H206V126L207 125H205V124H202V121H203V123H205ZM211 120V121H210ZM216 120H218V121H216ZM223 120V121H224ZM3 121V122H2ZM15 121V122H14ZM73 121H75V122H73ZM81 121V122H80ZM133 121L131 122V123H133ZM147 121V122H146ZM174 121V122H173ZM175 121L177 122V123H175ZM208 121H210V122H208ZM213 121V122H212ZM245 121V122H244ZM249 121V122H248ZM13 122V123H12ZM22 122H25V123H22ZM35 123L36 122V126H32L31 125V123ZM78 122V124L76 125V123ZM169 122L172 124H169ZM200 124H199V123ZM208 122V123H207ZM218 122V123H217ZM238 124V126H236L237 124ZM257 122V123H256ZM17 123V124H16ZM22 123V124H21ZM40 123V124H39ZM72 123H75V124H72ZM80 123H82L81 124V126H80ZM147 123V124H146ZM148 123H150L149 125H148ZM153 123V124H152ZM188 123V124H187ZM194 123H196V124H194ZM197 123H198V125H197ZM210 123V124H209ZM223 123V124H222ZM226 123L228 124V125H226ZM250 123V124H249ZM105 124H108V125H105ZM151 124H152V126H151ZM158 125V126H154V125ZM163 124V125H162ZM174 124H177L176 126L174 125ZM188 126H187V125ZM191 124H193V125H191ZM226 126H225V125ZM244 124V125H243ZM9 125V126H8ZM164 125H165V127H164ZM199 126V125H201V127L204 125V129L203 128H198L197 126ZM217 125H219V128L217 127ZM242 127H241V126ZM251 126V128L249 127V126ZM252 125H253V127H252ZM6 126V127H5ZM61 126V127H60ZM63 126V127H62ZM104 126H106V127H104ZM150 126V127H149ZM177 126H179V127H177ZM194 126V127H193ZM229 126V127H228ZM5 127V128H4ZM8 127V128H7ZM11 127H13L14 129H18L17 130V134H19V133H21L20 135L22 136V139L21 138H19V137H21L20 135L19 136H14V135H12V133H8V130H10L11 129ZM17 127V128H16ZM19 127V128H18ZM24 127V128H23ZM68 127V128H67ZM71 127H72V129H71ZM152 127H156V128H154V130H152L153 128ZM157 127H162V128H165L166 130H169V131H167L168 132V134H169V137L167 136L168 134H167V132H165L166 130H163L162 128H158L157 129ZM177 127V128H176ZM182 127V128H181ZM200 127V126H199ZM208 127V126H207ZM213 127V128H212ZM233 127V128H232ZM249 127V128H248ZM4 128V129H3ZM64 128V129H63ZM146 128V129H145ZM173 128H176V129H173ZM187 128V129H186ZM212 128V129H211ZM28 129V130H27ZM88 129V130H87ZM112 129L113 130H116L117 132H118V135H116L115 134V132L113 131L112 132ZM145 129V130H144ZM147 129H149V130H147ZM207 131H209V132H207ZM246 129V130H245ZM254 129V130H253ZM5 130V131H4ZM88 131V133L86 132V131ZM90 130V131H89ZM147 130V131H146ZM151 130H152V132H154L153 134H152V132H151ZM162 130H163V132H162ZM187 130H189V131H187ZM192 130V131H191ZM196 130H198V131H196ZM214 130H216V131H214ZM217 130H219V131H217ZM224 130V131H223ZM239 130V131H238ZM3 131V132H2ZM25 131V132H24ZM43 131V132H42ZM61 133H60V132ZM65 131V132H64ZM107 131V132H106ZM110 131V132H109ZM143 133H141V132ZM157 131L159 132V137L162 139V141H161V139L160 138H157L156 137V139H155V136H157ZM185 131V132H184ZM194 131H196V132H194ZM200 131V132H199ZM222 131V132H221ZM254 131V132H253ZM256 131V132H255ZM29 134H28V133ZM47 132V133H46ZM68 132H69V134H68ZM89 132H92V133H89ZM116 132V133H117ZM123 134H122V133ZM137 132V133H136ZM139 132V133H138ZM147 133V135L149 134V132L151 133V134H149L148 135V137L150 138H152V140H151V138L150 139H148L146 136H145V138H142V140H140L141 139V137H142V135L144 136V135H146V133ZM162 132V133H161ZM184 132V133H183ZM199 132V133H198ZM221 132V133H220ZM228 132V133H227ZM229 132H231V133H229ZM26 133V134H25ZM58 133V134H57ZM85 133H87V134H85ZM94 133V134H93ZM108 133V134H107ZM109 133H110V135H109ZM111 133L112 134H114V136L116 135V137L117 136H119V137H114V136H112L111 135ZM119 133H120V135H119ZM157 133V134H156ZM163 133H165L164 135H163ZM176 133H178V134H176ZM212 133H214V134H212ZM233 133H235L234 135H233ZM237 133V134H236ZM239 133V134H238ZM249 133V134H248ZM5 134L7 135V136H5ZM45 134H48L47 135V137H46V135ZM49 134H50V136H49ZM85 134V135H84ZM128 134V135H127ZM132 134L134 135V136H132ZM182 134H185V135H182ZM189 136H188V135ZM193 134H195V135H193ZM196 134H197V137H196ZM242 136H241V135ZM246 136H245V135ZM255 134H257V135H255ZM26 135V136H25ZM33 135H34V137H33ZM44 135V136H43ZM89 135H91V136H89ZM102 135V136H101ZM103 135L104 136H106V137H103ZM125 135V137L123 138V136ZM135 135H139L138 137H140V141L138 140V143H140V144H137V143H135L134 145H136V149L138 150L139 149V147H137V146H139V145H141V144H143L145 141H148V144H147V146H146V143H144L143 145H144V147H147L146 148V150H145V148L143 149L142 148V146L143 145H141L140 146V148L141 149H139V150H142V152L141 151H139V153L136 151V149L135 148H133L132 149V147H135L134 145H133V143L134 142H137V140H134V139H137V136H135ZM161 135H163L164 137H161ZM172 135H173V138H172ZM193 135V136H192ZM199 135V136H198ZM203 135V136H202ZM206 135V136H205ZM208 135V136H207ZM211 135H212V137H211ZM214 135V136H213ZM220 135V136H219ZM251 135V136H250ZM3 136V137H2ZM10 136V137H9ZM23 136L24 137H28V139H29V141H30V143L29 142H26V145H25V143H24V145H20L19 144V146H21L22 147V149H23V151H22V153H21V151H19V149H21V147L19 148V146H14V147H10V146H5L4 147V143H2V142H4L5 141V143H7L8 141H18V143H20V140H23L24 141V139H26V138H24L23 139ZM40 136V137H39ZM53 136H56V137H52ZM64 136H65V139H64ZM94 136H97L96 138L94 137ZM110 136H111V139H112V141H114V139L116 140V139H118V142H117V140L116 141H114L113 143H111V140H110ZM191 136L193 137V138H191ZM195 136V137H194ZM219 137V138H215V137ZM244 136V137H243ZM250 136V137H249ZM253 136V137H252ZM14 137V139H12ZM32 137L34 138V140H31L32 139ZM91 137V138H90ZM98 137H100L101 138V140H99L98 139ZM120 137L122 138L121 140H120ZM126 137H129L130 139H127ZM133 138V140L132 141H134L133 143H132V145H131V139ZM154 137V138H153ZM171 137V138H170ZM179 137V139H177ZM246 137V138H245ZM248 137V138H247ZM3 138H8V140L6 139H3ZM11 138V139H10ZM15 138H17V139H15ZM36 138V139H35ZM45 138V139H44ZM47 138V139H46ZM51 138V139H50ZM61 138V139H60ZM87 138V139H88ZM108 138H109V140H108ZM126 138V139H125ZM148 140H147V139ZM175 138H176V141H175ZM195 138V139H194ZM208 138V139H207ZM211 138V139H210ZM213 138H214V140H213ZM252 138H253V140L256 138V140H252ZM258 138V139H257ZM39 139V140H38ZM67 139V140H66ZM97 139V140H96ZM106 139V142L104 141ZM123 139H125V140H123ZM158 139H160L159 141H160V143H159V141H157ZM199 139V140H198ZM201 139H203L202 140V142H201ZM217 139V140H216ZM261 139H262V141H261ZM4 140V141H3ZM36 140H38V141H36ZM48 142L47 144L46 143H44V142H46V141ZM52 140V141H51ZM61 141L62 143L61 144H63V143H65L64 145H61L60 144V142H57V141ZM66 140V142H64ZM96 140V141H95ZM130 140V141H129ZM145 140V141H144ZM150 140L153 142H150ZM168 140V141H167ZM173 141V142H171V141ZM198 140V143L196 142ZM211 140V143H209V141ZM36 141V142H35ZM50 141V142H49ZM95 141V142H94ZM120 141H122L123 142V145H120V144H118V143H120ZM126 141H128V142H126ZM141 141H144V142H141ZM163 141H167V142H163ZM178 141V142H177ZM200 141V142H199ZM216 141V142H215ZM256 141V142H255ZM15 142V143H16ZM97 142V143H96ZM109 142H110V144H109ZM122 142H121V144H122ZM149 142L151 143V144H149ZM163 142V143H162ZM169 142H171V143H169ZM204 142V143H203ZM27 143H29L30 145L32 144V146H30L29 144H28V146H29V148H30V151H31V153H36V155H35V157L33 156V154H32V156H31V153L29 152V148H27ZM35 143V144H34ZM36 143H38V144H36ZM45 145H44V144ZM50 143V144H49ZM59 143V144H58ZM98 143H100V144H102V146L103 145H105V147L103 148L101 145L100 146H98V151H99V153L98 152H96L97 151V145L96 144H98ZM105 143V144H104ZM129 143V144H128ZM164 143H166V144H164ZM207 145H206V144ZM214 143V144H213ZM40 144V145H39ZM93 144H94V146H96L95 148L93 147ZM116 144V145H115ZM155 144H156V146H157V148H158V150H159V153H160V151L162 152H164V154L163 153H158V150H156L155 149V147H153V146H155ZM168 144V145H167ZM202 144V145H201ZM211 144H213V145H211ZM37 145V146H36ZM39 145V146H38ZM107 145V146H106ZM118 145V146H117ZM120 145V146H119ZM128 145H130V149H128L129 148V146ZM152 146L154 149H152V147L150 148L149 146ZM159 145V146H158ZM178 145V146H177ZM67 146V145H66ZM110 146H113L112 147V149L116 146V148H117V150H111L110 149ZM124 146H128L127 148H125ZM167 146H170V147H167ZM172 146V147H171ZM173 146H176V147H173ZM17 147H18V149H17ZM36 147H38L37 149H38V151L36 152ZM100 147H102L101 149L103 150V153H102V150H99L100 149ZM107 147V148H106ZM120 147H123L122 148V150H124V151H121V149H120ZM163 147H165V148H163ZM167 147V148H166ZM8 150H7V149ZM27 148V149H26ZM57 148V149H58ZM64 148H66V151H68V149H67V147H64ZM263 149V151L261 152V150ZM35 149V150H34ZM57 149H55L54 151L55 152H57V155H56V153L53 151L52 152V154L53 155H56V156H58V157H61L62 156V154L61 153H64V149H63V151L61 152L60 151V149H58V151H57ZM96 151H95V150ZM110 149V150H109ZM115 149V148H114ZM128 149V151H126ZM170 149H172L171 151H170V153H168L169 152V150ZM20 152H18V151ZM28 150V151H27ZM35 152H34V151ZM130 150V151H129ZM143 150H145V151H148V152H151V153H149V154H145L146 152L145 151H143ZM3 153H2V152ZM12 151V152H11ZM26 151H27V155H25L26 154ZM72 151V150H71ZM136 151V152H135ZM16 152H17V154H16ZM43 152L45 153V154H43ZM60 153V155H59V153ZM86 152H89V154L87 155L86 154ZM115 152H119L118 154H119V156L118 155H115V154H117V153H115ZM133 153H135L137 156H135V154H133L134 155V157L133 156H131ZM147 152V153H148ZM155 153V155H154V159L152 158L153 157V154ZM165 152H167L168 154H169V156L171 157H169V159L168 160H172V164L173 165H175V166H173V165H171V162L170 161H167V159L165 160L166 162H170L169 163V165L168 164H165L166 162L165 161H163V162H165L164 164H165V166L163 167L166 171L168 170V168H167V166H169V170L165 173V170L162 168V165H161V162L160 161H162V159H160L159 160V158H163V156L164 155H166V153ZM23 153H25L24 155H25V157L23 156ZM38 153V154H37ZM95 153V154H94ZM101 153V154H100ZM106 153H108V154H106ZM109 153H113V154H111L113 157L114 156H116L115 157V160H114V158H111L110 157V154ZM127 153H129L130 154V156H129V154H127ZM153 153V154H152ZM22 154V155H21ZM29 154V155H28ZM52 154H50L49 152H48V154H47V157L49 156V157H51V155ZM97 154V155H96ZM99 154H100V156H99ZM122 154H124V155H126L125 157L122 155ZM140 155V157H141V154H144V156H142V158H144V157H146V159L144 158L143 159V162H142V160H140V159H142V158H140L139 157V159H138V161H137V159H135V157L137 158L139 155ZM152 154V155H151ZM162 155V156H159L158 157V155ZM20 155V156H19ZM94 155H96V157L94 156ZM103 155V156H102ZM120 155H121V157H120ZM149 155H150V157H151V159L154 161V162H158L159 161V164L158 165H161V166H159L161 169H159V171H162V172H164V173H160L162 176H164L165 178L164 179H162L161 180V178H163L160 174V178L159 177H157L158 175V171L156 170L157 169V167L158 166H156L157 164L155 163V165L153 164L154 162H152V160H150V159H148L147 158V156L149 157ZM157 155V156H156ZM6 156V157H5ZM21 157L22 156V158H20V159H22V160H20V159H17V157ZM37 156V157H36ZM124 158H123V157ZM18 157V158H19ZM30 157H31V160H30ZM34 157V159L32 160V158ZM48 157V158H49ZM63 157V156H62ZM110 157V158H109ZM149 157V158H150ZM156 157H158V159L156 158ZM168 158V156L166 155V156H164V158ZM16 160H15V159ZM25 158V160L23 161V159ZM26 158H28V159H26ZM89 158V159H88ZM126 158H129L128 159V161H127V159ZM164 158H163V160H164ZM4 159V160H3ZM64 159V158H63ZM94 159H95V161H97L98 163H95L94 164ZM126 159V160H125ZM131 159H132V161L134 162V166L135 165H140V166H138V167H134L133 166V162H131ZM155 159H157L158 161H155ZM27 160V161H26ZM122 160V162H120ZM125 160V161H124ZM140 160V161H139ZM23 163H21V162ZM29 161H30V163H32V164H29ZM32 161V162H31ZM46 161V162H45ZM94 161V162H93ZM103 161V162H102ZM124 161V162H123ZM126 161L129 163V161H130V163H131V165H132V167H131V165H130V163H129V166H128V163H127V165L125 164L126 163ZM3 162V163H2ZM16 164H15V163ZM21 163V164H19V163ZM80 162H81V164H80ZM84 162V163H83ZM100 162H102V163H100ZM118 162H120V163H118ZM141 162H142V164L144 163V165H142L141 164ZM5 163H6V165H5ZM87 163V164H86ZM140 163V164H139ZM148 163H152V165H150V164H148ZM83 164V165H82ZM86 164V165H85ZM100 164V167L102 168H104V166H105V168L103 169H101L100 170V167L98 166ZM109 164H111V165H109ZM122 164H123V173L124 172H127L126 171V169L128 168V169H131L132 168V170L134 169V171H136V170H138L137 172H136V174H135V172L134 171H132V172H134L133 174H135V176L130 172V170H128V172H130L129 173V175H128V172L127 173H125L124 175L122 174V168H121V166H122ZM125 164V165H124ZM147 164H148V166H147ZM7 165H8V169H7ZM15 165V166H14ZM31 165H32V167L34 168V171H32L33 170V168L31 169ZM120 167H119V166ZM171 165V166H170ZM6 166V167H5ZM12 166H14V167H12ZM23 166H24V168H27L29 171L27 172V171H25V172H22V170L24 169L23 168ZM107 166V167H106ZM125 166H126V168H125ZM146 166V167H145ZM156 166V167H155ZM5 167V168H4ZM10 167V168H9ZM16 167H20V168H16ZM94 167H98V168H95V170L93 169ZM110 167V168H109ZM156 169H155V168ZM173 167V169L174 168H177V170H178V173H177V170L176 169H174V170H172V171H170V168H172ZM11 168H16V169H21L22 168V170H21V172L20 171H18V170H12ZM77 168V167H76ZM84 168V169H85ZM107 168V169H106ZM109 168V169H108ZM111 168H112V170H111ZM119 168H120V170H121V172H120V170H119ZM125 168V169H124ZM139 168V169H138ZM26 169V170H27ZM78 169V168H77ZM96 169H98V171L96 170ZM105 169L107 170V171H105ZM117 169V170H116ZM149 169H151V171L149 170ZM152 169H154L155 171L154 172H157V176L154 174V177H156L155 179H153V180H151V178L153 177V175H152ZM25 170V169H24ZM23 170V171H24ZM115 172H114V171ZM139 170H141V171H139ZM164 170V171H163ZM8 171V172H7ZM15 171L17 172V173H15ZM44 171V172H43ZM103 171V172H102ZM119 173H118V172ZM144 171H146V173L145 174H147V171H148V173H149V171L151 172V177H149V176H147L146 178H147V180H148V177L150 178L148 181L149 182H147V180H146V178H145V176H144V174H143V177H144V179H139V183L137 182L138 181V175H140V173L142 174ZM174 171V172H173ZM13 172V173H12ZM20 174H19V173ZM33 173V174H29V175H31V176H33V177H31V176H29L27 173ZM139 172V173H138ZM153 172V173H154ZM171 172V173H170ZM6 173V174H5ZM11 173V174H10ZM26 173V174H25ZM43 173L45 174V176L43 175ZM120 174L119 176L118 175H116L115 176V174ZM167 173H168V175H169V178H171V179H169L168 178V175H167ZM174 173H175V175L177 176V174H179V176H177V177H174L175 175H174ZM6 176H5V175ZM9 174V175H8ZM12 174H15V175H12ZM17 174V175H16ZM22 174H25V175H23L24 177H21L22 176ZM91 176H90V175ZM93 174L94 175H96L95 177L93 176ZM164 174H166L167 176H165ZM10 175H11V178H10ZM20 175V176H19ZM27 175H28V177H27ZM43 175V176H42ZM46 175H48L47 176V179L45 178L46 177ZM88 175H89V177H88ZM134 177H133V176ZM149 175H150V173H149ZM172 175V176H171ZM174 175V176H173ZM14 176H19V178L21 179V181L19 182V180L18 181H16V182H14L13 180H16V179H19L18 177L16 178V177H13ZM93 176V177H92ZM107 176V177H108ZM114 176V177H113ZM141 176V175H140ZM36 177V176H35ZM142 177V176H141ZM153 177V178H154ZM172 177H173V180H174V182L179 186H177L176 184H174L173 182H172ZM180 178V180H175L176 178ZM46 180H45V179ZM95 178V179H94ZM136 179L135 181H134V179ZM160 180H159V179ZM178 178V179H179ZM3 179L6 181L7 180V183L4 181L3 182ZM90 179V180H89ZM108 179V178H107ZM24 180V179H23ZM44 180V181H43ZM129 180H131L130 182H132L133 181V183H131L132 185H135L134 186V188L130 185V183L128 182ZM140 180L142 181V183H140ZM168 182H166V181ZM11 181V182H10ZM32 181V180H31ZM19 182V183H18ZM41 184H40V183ZM48 182V181H47ZM134 182H137V184H134ZM152 182H153V184H152ZM157 183V185H155L156 183ZM169 182H171V183H169ZM177 182H182V183H184V184H182L181 183V185H179V183H177ZM38 183V184H37ZM143 183H145V184H143ZM9 186H8V185ZM13 184H15L13 187H12V185ZM36 184L37 185H42V186H36ZM90 184H91V186H90ZM112 184V185H111ZM115 184V185H114ZM140 184V187L139 186H137L138 187V189H137V187H136V185H139ZM141 184H143V185H145L146 186V188H147V186L149 187H152L153 189L152 190H154L155 191V189H157V190H159L158 189V185H160L161 186V188L163 189V192H161L162 191V189L160 188V190L161 191H159V194L156 192H154V193H152V194H154L153 196H151V195H149V194H147V192L149 193V191H150V187L149 188H147V190H144L143 191V189L145 188V186H144V188H142L143 187V185H141ZM148 184V185H147ZM167 184H169V188H168V185ZM171 184V185H170ZM172 184L174 185V188H177L176 190L177 191H175L176 193H174V191L173 190H175L174 188H172L173 186H172ZM153 185L154 186H156V187H153ZM166 185V186H165ZM176 185V186H175ZM109 186V187H110ZM172 186V187H171ZM181 186V187H180ZM31 187V188H32ZM40 188V190L38 189L37 190V188ZM108 187V188H109ZM133 189H132V188ZM17 188V187H16ZM15 188V189H16ZM34 188H32V190L34 189ZM118 188H121L124 192H126V193H124V192H121L120 190H119V192H120V194L118 193V192H116L117 194H119V200L117 199L116 200V196H118V195H116V193H115V189H118ZM131 188V189H130ZM141 188H142V190H141ZM155 188V189H154ZM165 188H168V190H172V192H168V190L166 191V189ZM179 188H182V189H179ZM10 190V193L8 192L9 190ZM53 189V188H52ZM179 189V190H178ZM35 190V189H34ZM33 190V191H34ZM48 190V189H47ZM132 190H133V192H135L134 190H139V191H137V192H139V194L137 193L136 194V192L135 193H133L132 192ZM156 190V191H157ZM164 190L166 191V192H164ZM6 191H7V193H6ZM40 191H41V193H40ZM49 191H51V189L49 190ZM118 191V190H117ZM253 191V192H252ZM35 191H34V197L35 196H38L37 195V193H36ZM130 192H132V193H130ZM42 193V196L40 195V197H39V199H41V202H43V199L45 200V203L47 204L49 201H48V199H50L51 198V193H52V191L50 192V193H48V194H50V195H44ZM124 193V194H123ZM130 193V195H128V194ZM150 193H151V191H150ZM161 193H164L165 195H163L164 196V198H165V196L168 194L169 196H166L167 198H169V200L168 199H164L163 197H162V195H160ZM170 193V194H169ZM242 193V194H241ZM244 193H247V194H244ZM249 193V194H248ZM17 194V193H16ZM107 194V195H106ZM122 194H123V197H122ZM133 194H135V198H132V197H134V195ZM146 194H147V196H146ZM241 194V195H240ZM109 195V196H108ZM126 195H128V196H126ZM132 195V196H131ZM140 196L139 198H142V195L145 197V200H147L146 202H147V204H146V202H145V200L142 198L141 200H139V198H137L138 196ZM49 196V197H48ZM108 196V197H107ZM115 196V200H114V197ZM121 196V197H120ZM129 196H131V197H129ZM150 196V197H149ZM155 196H158V197H160L161 196V198H157V200H155L156 199V197ZM38 197L36 198V200H39L38 199ZM47 197V198H46ZM91 197H92V199H94V201H95V205L92 203L93 202V200L91 199ZM125 197V198H124ZM236 197V198H235ZM245 197V198H244ZM264 197V196H263ZM13 200H12V199ZM43 198V199H42ZM55 198V197H54ZM60 197L58 196L57 197V199H59ZM109 198V199H108ZM150 198L152 199V201H150ZM163 198V199H162ZM62 199V198H61ZM61 199H59L58 201L60 202L61 201ZM88 199H90L89 201L93 204V206H89V201H88ZM124 199H126V200H124ZM135 199H137V200H135ZM7 202H6V201ZM52 200H53V198H52ZM51 200V201H52ZM101 200H105L106 202H104V203H107V201H108V204H102L103 203V201H101ZM120 200H122V201H120ZM144 200V201H143ZM158 200H160V202H159V204L160 205H162L163 204V202H164V205H167V203H168V205L169 206H171V205H174V210L173 209H170V208H172V207H170L169 208V206L167 205V206H164V205H162V208H160L159 207V205H158ZM161 200H162V203H161ZM40 201V200H39ZM48 201V202H47ZM56 201V204H58L57 203V200H56V198L54 199V202ZM123 201L125 202V201H127V204L126 203H124V204H122L123 203ZM135 203V205H134V203ZM150 201V202H149ZM154 201H156V202H154ZM3 202H4V204H3ZM12 202V203H11ZM40 202V203H41ZM53 202V201H52ZM98 202V203H97ZM109 202H110V204L114 207V210H113V207L112 206H109ZM141 202H143V203H141ZM5 203L6 204H8V205H5ZM10 203V204H9ZM18 203V204H17ZM17 203L14 205V206H16V205H18L19 207H20V205H19V201H17ZM97 203V204H96ZM118 205H117V204ZM128 203H129V206L130 205H132V206H134L133 208H135V206L137 205H139V203H140V205H142L143 207H145L144 206V203H145V205H146V208L148 207V210H146V208H144L143 209V207L142 206H140L139 205V207L137 208V206H136V209H139L138 211L136 210V209H133L132 208V206L130 207L131 209H130V211L128 210L129 209V206H128ZM156 205H155V204ZM220 203V204H219ZM12 204V205H11ZM51 204V202H49V204H47V205H50ZM119 204L120 205H123V206H119ZM149 204V205H148ZM151 204H154L155 206H157V207H159V209L158 208H156L154 205H152L151 206ZM5 205V206H4ZM46 205V206H47ZM91 205V204H90ZM103 205V206H102ZM105 205H106V207H105ZM109 206V208H108V206ZM117 205V208L119 207L121 210L123 209V207H124V205L125 206H128V209H125V210H122V211H120L119 209H116L115 208V206ZM148 205V206H147ZM215 205V206H214ZM216 205H218V207L216 206ZM1 206H3V208H7L8 206H12V207H9V208H7V209H3ZM18 206H17V210H15V212L16 211H19L20 212V208H18ZM31 206H32V208H31ZM30 206V208H28L29 209V211L27 210V213H28V216H27V214H26V216H25V214H23L24 215V218L23 217H18V215L20 216V213L19 214H17V212L15 213L14 212V216H12L11 218H9L8 219V217L7 218H4V219H2V217L0 218V227L2 228V225H4L3 227H4V232H3V235H4V233L7 231V229H8V227L10 228V226L12 227V228H10L8 231H12V232H8V235L9 236H12V235H14V236H16L17 235V233H16V230H17V220L16 219H20L19 221H20V223H21V220H23L22 221V223L24 222V221H26L25 222V224L26 225H29V226H27V227H29V228H27L28 229V231H29V229L31 228V230L29 231L30 233H36V231L38 230V228L37 227H39L41 224L43 225V223H45V220H40L39 218L41 217V219H42V217L44 218V211H45V209L46 208H41V210H42V212H40L39 211V209H38V206L36 207L35 205L33 206V205H31ZM45 206V207H46ZM153 206L155 207V209L153 208ZM181 208H183V212H182V209H180V207ZM184 206V207H183ZM185 206L187 207V208H185ZM200 206V207H199ZM33 207H36V208H33ZM48 207V206H47ZM54 207V206H53ZM81 206H79L78 208H80ZM92 207H93V209H92ZM99 207V208H98ZM104 207V208H103ZM111 207V208H110ZM169 208V210L168 209H166V211H164L165 213L167 212H169L168 214H165V215H163L162 213H161V209L162 210H165V208ZM175 207H177V209H180L181 210V212L182 213H187L188 215H190L191 216V218H190V216H188L187 214H185V216L182 218L181 217V212L178 210V212H180V214L179 213H175V214H177V215H180V217H181V221H182V219L186 222V224L184 223V221H182L183 223H181V221H177L178 220V217H175L174 218V223L175 222H178V223H175L176 225L178 224L179 226H181L182 224L183 225H185L186 227H188L187 226V224L188 223H190V225H192V227L190 226V227H188V228H185V227H179V226H176V229H177V227H178V229H177V231L179 230V228H180V230L178 231V234L176 233L177 231H175L176 229L175 228H173L174 227V225H172L171 223L172 222H170L169 223V218L170 217H172L171 218V220L173 219V217L175 216V214H174V216H173V211H175ZM179 207V208H178ZM188 207H190L189 209H188ZM212 207H214L213 209H212ZM10 208H12V209H10ZM103 208V209H102ZM108 208V209H107ZM127 208V207H126ZM141 208V209H140ZM186 209V211H184L185 209ZM196 208V209H195ZM10 209V211H7V210H9ZM34 209V210H33ZM38 209V210H37ZM109 209L111 210V215L112 216H114V214H115V217H118V218H122V220L120 219V221H122L121 223H119V224H117L119 221H118V219L116 218L115 219V217L114 218H110V219H108L111 215H110V213L108 212L109 211ZM115 209L117 210V211H115ZM136 210V212H140V213H144L145 212V210H146V213L145 214H140V217H139V215L136 213V212H134L133 210ZM153 209V213H157L156 215L155 214H152V211H151V214H150V210H152ZM157 209H158V212H156L157 211ZM33 210V211H32ZM35 210L38 212V213H40V215L42 214L43 216H40L37 212L35 213ZM44 210V211H43ZM64 210H65V208H64ZM63 210V211H64ZM107 210V211H106ZM115 211L116 213H118V210H119V212H123V213H125L124 215H123V213H121L120 214V217H119V215H117L116 216V213L114 212L113 213V211ZM128 210V211H127ZM172 210V211H171ZM190 210H192V211H189ZM203 210V211H202ZM11 211H13V212H11ZM85 211H87V213L85 212ZM125 211V212H124ZM177 211V210H176ZM199 211H201V212H199ZM12 214H11V213ZM32 212V213H31ZM65 212V211H64ZM78 212H81V213H78ZM83 212H85V213H83ZM97 214V213H99L98 215H93V214H95V213ZM106 212H108L107 213V215L105 214ZM129 212V213H128ZM130 212H132V213H134L133 215H135V213L137 214V215H135V218H136V216H137V218L136 219H133V217L134 216H132L131 215V213ZM148 212V213H147ZM161 214H160V213ZM163 212V211H162ZM163 212V213H164ZM189 212V213H188ZM197 214H196V213ZM5 213H7L6 215H5ZM35 213V216L34 215H31L30 216V214H34ZM89 213V217H88V214ZM127 213H128V216L129 215H131L132 216V218L129 216V218H131L133 221H128V217H127ZM159 213V214H158ZM37 214V215H36ZM83 214H85L88 218L87 219H85L86 217H85V215H84V217H82L81 215H83ZM90 214H92V216H94V217H92V218H90L91 217V215ZM101 214V216H99ZM119 214V213H118ZM147 214V215H146ZM150 214V215H149ZM183 214V215H184ZM15 215H16V217H15ZM78 215H80V216H78ZM103 215H104V217H105V215H106V217L107 216H109V217H107V219H105V220H102V217H103ZM123 215V216H122ZM143 215H146V216H143ZM151 215H153V217L151 216ZM155 215V216H154ZM158 215H160V216H162V218L160 217V216H158ZM168 215H170V216H168ZM31 218H30V217ZM34 216V217H33ZM124 216L125 217H127V219H126V221H128V222H130V223H127L126 221V223H125V225H123L124 223V221H123V219L125 220V218H124ZM148 216V217H147ZM151 216V217H150ZM165 218H164V217ZM167 216H168V218H167ZM14 217V218H13ZM27 217V218H26ZM36 217H38V220L36 221L35 219H36ZM103 217V218H104ZM105 217V218H106ZM138 217H139V219H138ZM144 218V219H142V218ZM148 219H147V218ZM156 217V219L157 218H160V219H162V221L163 222H160L159 220V222L157 221V220H155L154 218ZM22 218V219H21ZM28 218H30V221L28 220ZM33 218H35V219H33ZM145 218L148 220V221H150L149 222V224L151 223V225L153 226L152 228H154L155 227V224L156 223H159V226H157V228L159 227L160 228V230H159V228L157 229L156 227L153 229L154 231H156L157 230V233H159V235L157 234V233H155L154 231V235H155V237H153V234H152V236L150 237V235H151V231H150V229H151V226H148V228H149V230H148V228L147 227H144V226H147V225H149L147 222H146V220H145ZM150 218V219H149ZM152 218L154 219V220H152ZM163 218H164V220L166 219V223H169V224H165L164 222V220H163ZM187 218H189L188 220H187ZM10 220V219H13L14 221H12V220H10V221H8V220ZM24 219H26V220H24ZM31 219L32 220H35V224L36 225H38V226H36L33 222H31ZM45 219V218H44ZM112 219H115V220H117V221H114V223L116 222V227L114 226V224H113V226L115 227V229H116V231H111V233L112 232H114V233H112V236H110V229L109 228H107L108 229V232L110 233L109 235H108V238H107V236H106V233H108L107 232V229H106V227H107V224L109 223L110 225H112L111 223H110V221L111 222H113V220ZM130 219V220H131ZM139 221H138V220ZM142 219V220H141ZM176 219V220H175ZM180 219V218H179ZM4 220V221H3ZM5 220H7V221H5ZM28 220V221H27ZM40 220V222H38ZM143 220H145V221H143ZM18 221V222H19ZM41 221H44L43 223L41 222ZM101 221V222H100ZM105 221V222H104ZM109 221V222H108ZM135 221L136 222H138L139 224H141V223H144V222H146L147 223V225H146V223L144 224V226H143V224H141V226H143L144 228V231H143V229L139 226V227H137L139 224H134L135 223ZM152 221H157V222H154V225H153V222ZM12 222H14V225H13V223ZM31 222V223H30ZM108 222V223H107ZM134 222V223H133ZM141 222V223H140ZM9 223H10V225H9ZM29 223V224H28ZM39 223H41V224H39ZM104 223H107V224H104ZM32 224H34V225H32ZM161 224H164V225H162V227L160 226ZM170 224H171V226H170ZM181 224V225H180ZM91 225V226H90ZM118 225H119V227H118ZM121 225V226H120ZM130 225L133 227H130ZM134 225H135V227H134ZM156 225H158V224H156ZM35 226V228H37V230L36 229H34L33 227ZM101 226H102V230H103V232H102V230H101ZM104 226V227H103ZM167 226H169V229L167 228ZM85 227H89L87 230H89V229H91V230H89V232H87L86 233V229H85ZM98 227H100V228H98ZM108 227H109V225H108ZM126 227H128L127 229H125ZM165 227V228H164ZM104 228V229H103ZM120 229L119 230V233H121V234H119V235H123L124 233V238L123 239H121L122 237L121 236H119V238L117 237L118 235V230L117 229ZM147 228V229H146ZM166 228H167V231H166ZM171 228H173V232H174V234L172 233V232H170V233H172L173 234V237L175 238V236H176V239L178 238V236L179 235H181V237L178 239V241H179V244H177L176 242H175V240L176 239H173L174 241H172V240H170V242L169 241H165V238L167 239V238H169V237H171L172 236V234L170 235V233L168 232V230H171ZM197 228H198V226H197ZM3 229V228H2ZM33 229H34V231H33ZM94 229H95V231H94ZM106 229V231H104ZM126 230L125 232L123 231V230ZM130 229H131V231H133L132 233H134V234H132L131 235V231H130ZM133 229H135V230H133ZM140 229H142V230H140ZM165 229V235L166 234H168L169 235V237H166V236H168V235H164L165 237H162V233H163V231L162 230H164ZM175 229V230H174ZM100 230V231H99ZM139 230V231H138ZM148 231V233L146 232L145 233V231ZM189 232H188V231ZM81 231V230H80ZM123 232V234H122V232ZM130 231V232H129ZM141 231V235L140 234H138L139 232ZM142 231L145 233L144 234V236H149L150 238H155V242H156V244L158 245L157 246V248L159 249H156V250H158V252H156V250H154L153 252L154 253H158V257H155V258H153L154 257V255L156 256V254H151L150 255V252H152V246L150 247V249H151V251L149 252V248L148 247H146V249H144L145 247L144 246H141V244H143V245H145V246H149L151 243H153V248H156L155 247V243H154V240L153 239H150L149 237H148V239H147V236H146V238L144 237L143 238V233H142ZM172 231V230H171ZM185 231V232H184ZM7 232L5 233V235H7ZM83 232H81V234H83ZM116 232H117V234H116ZM166 232H168V233H166ZM180 232H181V234H180ZM188 232V233H187ZM11 235H10V234ZM94 233H92V235L94 234ZM163 233V234H164ZM183 233V234H182ZM116 236H114V235ZM139 236H138V235ZM157 234V235H156ZM187 234H189V235H187ZM91 235V236H92ZM129 235V236H128ZM132 236V240H131V236ZM178 235V236H177ZM88 236V235H87ZM89 236H90V234H89ZM94 236H96V235H94ZM114 236V238H112ZM137 236V238H138V244L135 242V241H137V238H135ZM142 236V238H140ZM156 236H158L157 237V240H156ZM182 236H184V237H182ZM185 236H187L186 237V240H185V242H182V240L183 239H185ZM13 237V236H12ZM101 237H102V235H101ZM111 237V238H110ZM107 238V239H106ZM115 238H118V239H115ZM162 238H164V240L162 239ZM181 238H183V239H181ZM106 239V240H105ZM130 239V240H129ZM134 239H136V240H134ZM140 239H141V244H140ZM169 239H172V238H169ZM169 239H167V240H169ZM110 240H112V241H110ZM165 242V244H164V242ZM162 241V242H161ZM177 241V240H176ZM177 241V242H178ZM112 242V243H111ZM133 242H135L134 244H133ZM149 242V243H148ZM168 242V243H167ZM171 242H173L172 244L173 245H175V243L177 244L176 246H178L177 248H176V246H174L173 248H171V246L170 245H172L171 244ZM175 242V243H174ZM182 242V243H181ZM130 243L132 244V246H134L135 245V247H130ZM145 243V244H144ZM149 244V245H147V244ZM184 243H186L185 245H184ZM155 244V245H154ZM161 244H163V247H164V245H165V247H166V245H167V247H168V244H170L169 246H170V249L171 250H173V252H171V250H169V247L167 248V250H169V252L172 254V255H174V254H178V255H176L175 257H177V258H179V256H181V258L180 259H177V261H176V258L174 257V256H172L173 258H171V256H170V253L168 252V251H165V252H167V253H169V254H167V253H165L164 254V251H163V249L165 250L166 248H163L162 247V245ZM182 244L184 245V246H182ZM172 245V246H173ZM126 246H129L130 248H132L131 250H132V252H131V250H130V248L129 247H126ZM137 246V247H136ZM142 248H141V247ZM187 248H186V247ZM141 249H140V248ZM183 248V249H181V248ZM135 248V249H134ZM137 248L138 249H140V251L139 250H137ZM148 248V249H147ZM175 248L176 249H178L177 251L175 250ZM181 249V254L179 255V253H178V251ZM189 248V249H188ZM134 249V250H133ZM142 249H144V250H142ZM161 249V250H160ZM137 250V252L135 253V251ZM146 250L148 251L147 252V254L145 255V253L143 254V251L144 252H146ZM174 250L176 251V253H174ZM183 250H185V251H183ZM128 251V252H127ZM160 251V252H159ZM127 253V254H126ZM133 254V256H132V254ZM138 253H139V255H140V253L141 254H143V257L140 255H138ZM148 253H149V255H148ZM161 253V257H162V259H160L159 258V254ZM168 255V257H167V255ZM136 255L138 256V258L136 259L135 257H136ZM169 256H170V259H169ZM136 259L135 261H133V259ZM153 258V260L155 261V262H153V260H151ZM164 258V259H163ZM137 260V261H141V259L140 260ZM157 259H160V260H156ZM173 259V261H171ZM151 260V261H150ZM183 260V261H182ZM136 261V264L138 263ZM143 262H144V259L142 260ZM141 261V262H142ZM133 262V263H132ZM141 262H139L140 264H141ZM148 262V260H146V264H148L149 263ZM153 262V263H152ZM159 262V264H162V262L160 263ZM177 262H179V263H177ZM138 263V264H139ZM156 263V264H157ZM142 264H144V263H142ZM184 264V263H183Z\"/></svg>", "mask_w": 264, "mask_h": 264}, {"label": "bare ground", "instance_id": "bare-ground-1", "mask_svg": "<svg viewBox=\"0 0 264 264\" xmlns=\"http://www.w3.org/2000/svg\"><path fill=\"white\" fill-rule=\"evenodd\" d=\"M5 1V0H4ZM3 0H2V2H4ZM20 1H24V2H33V3H36V2H42V1H44V0H20ZM19 0H18V2H20ZM55 1V0H54ZM64 1V0H63ZM65 1H68V0H65ZM70 1V0H69ZM71 1H73L74 2V0H71ZM71 1H70V3H71ZM88 1V2H87ZM194 0H192V2H193ZM1 2V1H0ZM7 2L8 3H10V5H11V2H13L12 0H11V2H10V0L9 1H6V3L5 4H7ZM17 1L15 0V4L16 5H14L13 3V5L15 6V8H17V10L18 9H20L19 8V5H17L18 3H16ZM60 2H61V0H60ZM77 2H80V1H77ZM77 2H74V3H77ZM83 2H87V3H89V5H88V9L89 10H91V9H93V10H91V11H94L95 10V12H97L98 11V13L97 14H102L103 15V17H111V16H117L118 17V19H123V20H127V21H130L131 23L133 22V24H137L138 25V23H136V21H140V24H141V22L142 21H146L147 23H149L148 25L149 26H147V27H149L150 29L152 28V27H158V29L161 27V26H159V24L160 25H162V27L163 26H165V29L164 30H166V31H164L163 30V28L161 29L162 31H164L165 33H167V32H169L170 34L171 33H173V31H174V29H175V27H178L179 25H177L176 26V24H177V20H178V22H181V20L179 21V19H182V18H179V16L180 15H184V12L183 11H187V10H190L189 8H188V6H190V4H191V0H93V1H89V0H82V2H81V5H82V3ZM254 2H256L255 0H211V3L208 5L209 6V8L208 9H206V13L205 12H203L202 14H201V16H204V18L202 19V22L204 21V23L202 24V25H204V24H207V23H212L211 21H214L215 19H219L220 18V16L222 17V16H224V22H227V20H228V18L231 16V15H233V14H236V13H238L237 11H238V9L240 10V8H241V10L243 9L245 12H246V14H245V16H249V18L248 19H246V20H248V22H251L252 20H254V19H257V18H262V16H264L263 14V10H264V0H258L256 3H254ZM23 3V2H22ZM44 3H45V1H44ZM46 3H48L47 2V0H46ZM52 3V2H51ZM53 3H55V2H53ZM58 3V2H57ZM68 3V2H67ZM70 3H68V4H70ZM190 3V4H189ZM2 4V3H1ZM41 4H43V3H41ZM66 4V3H65ZM72 4V3H71ZM189 4V5H188ZM9 5V6H10ZM45 5H47V4H45ZM60 5V4H59ZM86 5V4H85ZM84 5V6H85ZM261 5V6H260ZM18 6V7H17ZM20 6H21V4H20ZM27 6V5H26ZM25 6V7H26ZM72 6H74L73 4H72ZM257 6H260V7H257ZM11 7H13L12 5H11ZM22 7H24L23 5H22ZM24 7V8H25ZM27 7H31V6H29V4H28V6ZM27 7L25 8V9H27ZM35 6H33L32 8H34ZM38 7V6H37ZM37 7L35 8V9H37ZM50 7V8H49ZM64 7V6H63ZM66 7V6H65ZM70 7V6H69ZM82 7V6H81ZM252 7H257V11H251V10H253L252 9ZM44 8V7H43ZM56 8V6L55 5H50V6H48L47 8H45V10L47 9H49L50 11H52V10H54ZM188 8V9H187ZM8 9V8H7ZM23 8H21L20 9V13L19 14H21V12L23 13L24 11H21ZM58 9V8H57ZM82 9V8H81ZM81 9H80V11H81ZM17 10L15 11V9H14V11L15 12H13V13H16L17 14ZM28 10H30V9H28ZM38 10V9H37ZM46 10V11H47ZM49 10L47 11V12H49ZM56 10V9H55ZM60 10H62V9H58V12L60 11ZM66 10L67 9H65V13H66ZM86 9H84V11H85ZM9 11V10H8ZM34 11V10H33ZM40 11V10H39ZM43 11V10H42ZM263 11V12H262ZM0 12L2 13V14H4L5 12L3 11V7L2 8H0ZM38 12V11H37ZM53 12V11H52ZM56 12V11H55ZM61 12V11H60ZM60 12H59V15H60ZM106 12V13H105ZM189 11H187V13H188ZM0 13V14H1ZM27 13H28V11H27ZM27 13H26V15H27ZM34 13V12H33ZM39 13V12H38ZM51 13V12H50ZM49 13V14H50ZM54 13V12H53ZM53 13H51V15L53 14ZM86 13V12H85ZM262 13V14H261ZM7 14V13H6ZM6 14H4L5 16H6ZM8 14H10V12H8ZM12 14V13H11ZM11 14H10V16H11ZM15 14V15H16ZM30 13H28V15H29ZM37 14V13H36ZM42 14V13H41ZM55 14H57V12L55 13ZM94 14V13H93ZM4 15H1V16H4ZM23 15H25V12L23 13ZM25 15V16H26ZM96 15V14H95ZM9 15L8 16H6L7 18H9L10 17ZM13 16H14V14H12V16L10 17V18H13ZM22 16V15H21ZM20 16V17H21ZM44 16V15H43ZM58 16V15H57ZM66 16V15H65ZM185 16V15H184ZM259 16V17H258ZM15 17V16H14ZM19 16L17 15V17L16 18H18ZM19 17V18H20ZM24 17V16H23ZM26 17H28V16H26ZM26 17H24L25 18V20L26 19H28V18H26ZM36 17H37V15H36ZM45 17V16H44ZM46 17H47V14H46ZM102 17V16H101ZM120 17V18H119ZM181 17V16H180ZM183 17V16H182ZM1 18V17H0ZM7 18L5 19V20H7ZM8 19V20H10V22H12L13 21V19ZM16 18H15V20H16ZM18 18V19H19ZM41 18V17H40ZM49 19H50V17H48ZM54 18V17H53ZM53 18H51V20L53 19ZM59 18V17H58ZM179 18V19H178ZM247 18V17H246ZM2 19V18H1ZM30 19V18H29ZM33 19V18H32ZM115 19H116V17H115ZM222 19V18H221ZM221 19L220 20H218V21H221ZM230 19V18H229ZM240 19V18H239ZM4 20V19H3ZM24 20V21H25ZM48 20V19H47ZM206 20V21H205ZM238 20V19H237ZM240 20H242V19H240ZM258 20H260V19H258ZM264 20V19H263ZM2 21V20H1ZM20 21H22V20H20ZM33 21H35V20H33ZM46 21V20H45ZM59 21V20H58ZM239 21V20H238ZM15 22H17V21H15ZM40 22V21H39ZM47 22H49V21H47ZM46 22V23H47ZM52 22V21H51ZM51 22H49L50 24H51ZM221 22H223V21H221ZM223 22V23H224ZM229 22V21H228ZM236 22V21H235ZM241 22V21H240ZM247 22V21H246ZM261 22V21H260ZM7 23V22H6ZM5 23V24H6ZM13 23V22H12ZM26 23H28V25L29 26H31V24H32V21H29V22H27L26 21ZM25 23V24H26ZM222 23V25H224ZM236 23H239V22H236ZM243 23V22H242ZM241 23V24H242ZM259 23V22H258ZM1 24V23H0ZM10 24V23H9ZM8 24V25H9ZM17 24V23H16ZM20 24V23H19ZM49 24V25H50ZM144 24V26H145V23H143ZM179 24V23H178ZM253 24V23H252ZM255 24V23H254ZM263 24V23H262ZM8 25H6L5 27H3V31L5 30H7V29H9V28H7V26ZM18 25V24H17ZM16 25V33H15V30L13 29V31H14V36H15V34H16V36H17V31H18V29H19V27L21 28V26H17ZM27 24L25 25V28H26V26H27V28L26 29H29L30 27L28 26ZM44 25V24H43ZM57 25H58V23H57ZM142 25V24H141ZM168 25V27H166ZM209 25V24H208ZM231 25V24H230ZM234 25H235V23H234ZM237 25V24H236ZM246 25H248V24H246ZM257 25V24H256ZM256 25L254 26V27H256ZM23 27H24V24L22 25ZM34 26V25H33ZM143 26V25H142ZM142 26H139V27H142ZM1 27V26H0ZM13 27V26H12ZM12 27H11V29H12ZM42 27V26H41ZM45 27V26H44ZM50 27V26H49ZM57 27V26H56ZM212 27H214V26H210V28L212 29ZM225 27V26H224ZM238 26H236V28H237ZM2 28V27H1ZM7 28V29H6ZM35 28V27H34ZM51 28H52V26H51ZM144 28V27H143ZM243 28V27H242ZM241 28V29H242ZM246 28V27H245ZM249 28V27H248ZM248 28H246V32H247V29ZM11 29H9V31L8 32H11ZM32 29V28H31ZM37 29V28H36ZM50 29V28H49ZM195 29V28H194ZM193 29V30H194ZM214 30H216L215 28H213ZM229 29V28H228ZM235 29V28H234ZM254 29V28H253ZM259 29V28H258ZM2 30H0V32H2ZM21 30V29H20ZM153 30V29H152ZM250 30V29H249ZM260 30V29H259ZM258 30V31H259ZM4 31V32H5ZM12 31V32H13ZM31 31V30H30ZM37 31V30H36ZM51 31V30H50ZM58 31V30H57ZM190 31H191V29H190ZM208 31H210V30H208ZM208 31H206L205 30V32H203L202 31V33L203 34H206V32H208ZM229 31V30H228ZM241 31V30H240ZM4 32H2V33H4ZM49 32V31H48ZM56 32V31H55ZM214 32V31H213ZM221 32V31H220ZM252 32V31H251ZM255 32V31H254ZM259 32H261V35L262 34H264V33H262L263 31H259ZM19 33V32H18ZM28 33V32H27ZM189 33V32H188ZM242 33H244V32H242ZM241 33V34H242ZM253 33V32H252ZM1 34V33H0ZM9 35H13V33H8ZM7 34V35H8ZM21 34H23L22 33V31H21ZM41 34V33H40ZM49 34V33H48ZM47 34V35H48ZM52 34V33H51ZM70 34H71V32H70ZM81 34V33H80ZM83 34V33H82ZM81 34V35H82ZM87 34H88V32H87ZM90 34V33H89ZM168 34V33H167ZM203 34H201V35H199V36H202ZM213 34V33H212ZM232 34H234V33H232ZM232 34L230 35V36H232ZM240 34V35H241ZM245 34V33H244ZM254 34V33H253ZM30 35V34H29ZM80 35V36H81ZM93 35V34H92ZM190 35V34H189ZM225 35V34H224ZM229 35V34H228ZM248 35V34H247ZM249 35H251V37L253 36L251 33L249 34ZM248 35V36H249ZM255 35H257V34H255ZM260 35V34H259ZM3 36V35H2ZM6 36V35H5ZM5 36H3L4 38H2L3 40L4 39H6L5 41H6V44L8 43V40L9 39H7V38H5ZM21 36V35H20ZM35 36V35H34ZM45 36V35H44ZM65 36V35H64ZM68 36V35H67ZM67 36H66V41H67V43L66 44H68L69 45V43H70V45H71V48L73 49V51H77L78 50V43H80L82 40H83V38H84V41L86 40V41H88L87 40V38H89V36L87 37V35L84 33V35L82 36V37H78V38H82V39H78V40H76L75 39V37L73 36V35H71V36H68L69 37V39L67 40ZM87 38H86V37ZM91 36V35H90ZM242 36V35H241ZM244 36L245 35H243V38H244ZM32 37V36H31ZM36 37V36H35ZM34 37V38H35ZM39 37V36H38ZM182 37V36H181ZM197 37H198V35H197ZM208 38H209V36H207ZM212 37V36H211ZM234 37V36H233ZM232 37V38H233ZM246 37V36H245ZM258 37V36H257ZM44 38V37H43ZM46 38V37H45ZM93 38V40H94V37H92ZM96 38V37H95ZM187 38H191V36H187ZM195 38V37H194ZM203 38H205V37H203ZM202 38V39H203ZM226 38V37H225ZM248 38V37H247ZM250 38V37H249ZM249 38H248V40H249ZM256 38V37H255ZM19 39V38H18ZM39 39V38H38ZM179 39H181V38H179ZM185 39V37H183V40ZM242 39V38H241ZM257 39V38H256ZM259 39V38H258ZM262 39V38H261ZM1 40V39H0ZM12 40V39H11ZM39 40H41V39H39ZM45 40V39H44ZM43 40V41H44ZM169 41H171L170 39H168ZM192 40H193V37H192ZM196 40V39H195ZM194 40V41H195ZM200 40V39H199ZM199 40H197V41H199ZM206 40H208V39H206ZM237 40H239V38H237ZM247 40V39H246ZM252 40H253V37H252ZM4 41V42H5ZM23 41V40H22ZM35 41H36V39H35ZM48 41V40H47ZM78 41H80V42H78ZM84 41H83V43H84ZM89 41H91L90 40V38H89ZM97 41V39L95 40V42ZM168 41V42H169ZM174 41H176V40H174ZM177 41H178V39H177ZM185 41V40H184ZM184 41L182 42V44L184 43ZM203 41H204V39H203ZM212 41V40H211ZM210 41V42H211ZM219 41V40H218ZM229 41V40H228ZM231 41V40H230ZM245 41V40H244ZM257 41V40H256ZM78 42V43H77ZM113 42V41H112ZM111 42V40H110V43H112ZM115 42V41H114ZM167 42V44L169 45V43ZM171 42H173V41H171ZM170 42V43H171ZM180 42H181V40H180ZM179 41H178V43L179 44H181ZM188 42V41H187ZM186 42V43H187ZM224 42H225V40H224ZM233 42V41H232ZM248 42H250V46L252 45V42H251V40L250 41H248ZM253 42H255V41H253ZM0 43H2V41L0 42ZM16 43V42H15ZM41 43V42H40ZM83 43H80V45H83ZM108 43H109V41H108ZM107 43V44H108ZM110 43H109V45H107L106 44V48H101V46L102 47H105V45L103 46V45H101V43L99 44V45H97L96 43V46H99V48H97L96 47V49H97V52H96V54H100V56L101 55H104L105 57H111V55H114V57L115 58H120V60L121 59H124V60H126L127 62H129L130 60H135V58L137 57V56H141L142 54L143 55H145L143 52L145 51L144 49H139V51H134V49L133 48H131L130 47V45L131 44H127V43H125V44H119V43H113V45H110ZM177 43V45H178V48L180 49L181 47H179L180 45ZM192 43V42H191ZM197 43V42H196ZM201 43H202V41H201ZM243 43H246V42H243ZM262 43H264V42H262ZM4 44V43H3ZM46 44H47V42H46ZM173 44H174V42H173ZM172 44V45H173ZM181 44V45H182ZM187 44H189L190 45V43H187ZM199 44V43H198ZM197 44V45H198ZM202 44H204V43H202ZM224 44V43H223ZM229 44H231V43H229ZM249 44V43H248ZM256 44V43H255ZM34 45V44H33ZM36 45V44H35ZM54 45H56V44H54ZM90 45V44H89ZM101 45V46H100ZM166 45V44H165ZM171 45V44H170ZM176 45V46H177ZM186 44H184V47H186V49L188 48L187 46L188 45H186ZM191 45H194V43L193 44H191ZM189 46L190 48H194V47H192V46ZM237 46H238V44H236ZM253 45H254V43H253ZM264 45V44H263ZM262 45V48L264 49V46ZM2 46V47H1ZM42 46V45H41ZM85 46H87L86 44H85ZM93 46V45H92ZM175 46V45H174ZM173 46V49L175 48ZM183 46V45H182ZM194 46H196V45H194ZM206 46V45H205ZM228 46V45H227ZM236 46V47H237ZM245 46V45H244ZM246 46H247V43H246ZM249 46V47H250ZM256 46V45H255ZM259 46V45H258ZM257 46V47H258ZM261 46V45H260ZM259 46V47H260ZM18 47V46H17ZM43 47H45V45L43 46ZM56 47H57V45H56ZM80 47H82L81 49H83L84 48V46H80ZM90 47V46H89ZM183 47V48H184ZM200 46H198V48H199ZM202 47V46H201ZM201 47L199 48V50H198V48H197V46L195 47V48H197V50L196 51H200L201 50V52H202V50L203 49H201ZM243 47V46H242ZM253 47V46H252ZM60 48V47H59ZM143 48V47H142ZM163 48H165V47H163ZM183 48L181 49L182 51H183ZM240 48V47H239ZM256 48V47H255ZM44 49V48H43ZM48 49H49V47H48ZM65 49V48H64ZM93 49V48H92ZM176 49V48H175ZM178 49V50H179ZM192 49H190V52H192L193 50ZM224 49V48H223ZM250 49H252L251 47H250ZM249 49V53H251V54H255V52L256 51H254V50H256V49H254V47H253V49H252V51ZM261 49V48H260ZM262 49V50H263ZM35 50V49H34ZM40 50V49H39ZM51 50H52V48H51ZM59 50V49H58ZM94 50V49H93ZM159 50V49H158ZM164 50H166V48L165 49H163V51ZM177 50V49H176ZM195 50V49H194ZM220 50V49H219ZM240 50V49H239ZM248 50V49H247ZM246 50V51H247ZM258 50V49H257ZM22 51H25V48L23 47V45H22V43L20 42V46H19V48H16L13 44H10V45H0V52L1 53H3L4 55H5V57L7 58V59H9L10 61H12V62H14L15 64H16V69H15V67H14V69L12 70V77H13V79H12V82H14V84H15V88L13 89L12 88V90H11V93L12 94H14V95H18L17 93L19 92V97L21 98V95L23 94V97H24V99H26L25 97H27V98H29V99H31L32 101H33V103L32 104H26V106H24L23 108H20V110L19 111H21V112H23L26 108H28V110H29V112H31L32 113V115L34 116V117H36V116H39V115H42L43 117L44 116H46L47 114H49L50 115V113L48 112L49 110L47 109V108H45V107H43V105L40 103V101H39V99H38V95L40 94V92L39 93H35V89H36V87H35V84H34V79L31 77L32 75H31V72H27L26 73V71H25V68L23 69V68H21V66L20 65H18V63H17V61H19V60H21V59H24V60H26L27 61V57H26V55L27 54H25L24 52H22ZM32 51V50H31ZM50 51V50H49ZM160 51V50H159ZM162 51V52H163ZM187 51H188V49H187ZM195 51V52H196ZM233 51H234V49H233ZM236 51V50H235ZM244 51V50H243ZM242 51V52H243ZM27 52V51H26ZM35 52V51H34ZM41 52V51H40ZM43 52V51H42ZM83 52V50L81 51V53ZM178 52H180V51H178ZM231 52V51H230ZM254 52V53H253ZM262 52V51H261ZM263 52H264V50H263ZM70 53H72V52H70ZM89 53H92V52H88V54ZM168 53V52H167ZM183 53V52H182ZM198 53H200V52H198ZM204 53V51L202 52V53H200V54H203ZM232 53V52H231ZM248 53V52H247ZM248 53V54H249ZM260 53V52H259ZM25 54V55H24ZM48 54V53H47ZM61 54V53H60ZM60 54H58V55H60ZM83 54V53H82ZM93 54H94V52H93ZM98 54V55H99ZM155 54V53H154ZM153 54V52H152V56L151 55H149L150 57L148 58V57H146V59H149V60H144L145 61V63L147 62V64H149V63H151L152 64V58H155V57H153V56H155ZM168 54H171V53H168ZM178 54V53H177ZM187 54V53H186ZM185 54V55H186ZM190 54V53H189ZM189 54H187L186 56L188 57V55ZM193 54H194V56H195V53H194V51H193ZM239 54H240V52H239ZM243 54H245V53H243ZM248 54H245V55H247L248 56ZM31 55V54H30ZM46 55V54H45ZM53 55H54V53H53ZM72 55H74L73 53H72ZM184 55V54H183ZM232 56H233V53L231 54ZM242 55V54H241ZM250 55V54H249ZM262 53H261V55H259V57L261 56L262 57ZM39 56V55H38ZM41 56V55H40ZM43 56V55H42ZM56 56H57V54H56ZM75 56V55H74ZM78 56H80V55H78ZM95 56V55H94ZM145 56H147V55H145ZM161 56V55H160ZM166 53H164V55L163 56H161V57H159L158 58V61L159 62H157V63H159L162 67H161V69H162V71H163V73L165 72L164 71V69H166V66H164V65H162L163 64V62H168V61H166V58L167 57H169L168 55L166 56ZM190 56H192L191 54H190ZM194 56H192L191 58H193V61H195L194 59H196V58H194ZM196 56H198V54L196 53ZM200 56V55H199ZM204 56H206L205 54H204ZM211 56V55H210ZM47 57H48V55H47ZM59 57V58H58ZM57 57V59L59 60L60 59V56H58ZM89 57V56H88ZM201 57V56H200ZM200 57H198V58H200ZM203 57V56H202ZM201 57V58H202ZM236 57V56H235ZM264 57V56H263ZM262 57V58H263ZM36 58V57H35ZM49 58V57H48ZM61 58H62V56H61ZM73 58V57H72ZM75 58V57H74ZM73 58V59H74ZM78 58V57H77ZM76 58V59H77ZM151 58V59H150ZM173 57H171V59H172ZM184 58V57H183ZM204 58V57H203ZM208 58V57H207ZM211 58H212V56H211ZM231 57H229V58H227L228 60L230 59ZM237 58V57H236ZM242 58V57H241ZM40 59V58H39ZM38 59V60H39ZM42 60H43V58H41ZM41 59H40V61H41ZM106 59V58H105ZM109 59V58H108ZM170 59V60H171ZM225 59V58H224ZM257 59H258V57H257ZM261 58H259V60H260ZM151 60V61H150ZM157 60V59H156ZM176 60H177V58H176ZM185 59H183V64H186L185 62H187V61H184ZM187 60V59H186ZM201 60V59H200ZM222 60V59H221ZM238 60V59H237ZM240 60V59H239ZM262 60V59H261ZM260 60V61H261ZM8 61V60H7ZM30 60L28 59V61H27V63H29L32 67H34L35 68V63L32 61H30ZM44 61H45V59H44ZM61 61V60H60ZM119 61V60H118ZM143 61V62H144ZM173 61H174V59H173ZM181 61V57H180V60H178V62H180ZM192 61V62H193ZM199 61V60H198ZM211 61V60H210ZM227 61V60H226ZM249 61V60H248ZM264 61V60H263ZM263 61H262V63H263ZM43 62V61H42ZM52 62V61H51ZM115 62H117V61H115ZM120 62V61H119ZM121 62H122V60H121ZM130 62H132V61H130ZM176 62V61H175ZM190 62H191V59H190ZM190 62H188V63H190ZM196 62H197V60H196ZM229 62V61H228ZM244 62V61H243ZM247 62V61H246ZM40 63V62H39ZM45 63H47V62H45ZM118 63V62H117ZM123 63V62H122ZM156 63V64H157ZM162 63V64H161ZM187 63V64H188ZM194 63V62H193ZM193 63H190V67H192L193 65ZM198 63V62H197ZM203 63V62H202ZM210 62H208V64H209ZM261 63V64H262ZM24 64V63H23ZM23 64H22V66H23ZM53 64V63H52ZM88 64V63H87ZM106 64V63H105ZM123 64H125V63H123ZM136 64H138V63H136ZM150 64V65H151ZM171 64V63H170ZM169 64V62L167 63V70H168V67L170 68V66L172 67V65H177V62L176 63H173L172 65H170ZM179 64H181V63H179ZM178 64V65H179ZM196 64V63H195ZM205 65L207 64V63H204ZM216 64V63H215ZM223 64H224V62H223ZM230 64V63H229ZM228 64V65H229ZM243 64H245V63H243ZM243 64H241V65H243ZM251 64V63H250ZM259 64V63H258ZM44 65H46V64H44ZM59 65V64H58ZM107 65V64H106ZM109 65V64H108ZM115 65V64H114ZM128 65H129V63H128ZM130 65H134L133 63H130ZM153 65H154V62H153ZM153 65H151V66H148V68L150 67V70L152 69L151 67L153 66ZM166 65V64H165ZM189 65V64H188ZM192 65V66H191ZM197 65H199V64H197ZM196 65V66H197ZM203 65V64H202ZM211 65V64H210ZM209 65V66H210ZM218 65V64H217ZM239 66L240 67V69H241V67L242 66ZM15 66V65H14ZM25 66V65H24ZM41 66V65H40ZM119 66V65H118ZM137 66V65H136ZM135 66V67H136ZM164 66V67H163ZM186 66V65H185ZM204 66V65H203ZM221 67L223 66L222 64L220 65ZM227 65H225V67H226ZM232 66L233 65H231V69H232ZM235 66V65H234ZM233 66V69L235 68ZM238 66V65H237ZM236 66V67H237ZM243 66H245V65H243ZM249 66V65H248ZM260 66H262L263 67V65H260ZM37 67H38V65H37ZM57 67V66H56ZM112 67V66H111ZM120 67V66H119ZM153 67H155V66H153ZM156 67H158V65H156ZM182 67V66H181ZM197 67H199V66H197ZM205 67H207V65L205 66ZM220 67V70L221 69H223V68H225V67H222L221 68ZM39 68V67H38ZM37 68V69H38ZM43 68H45V67H43ZM49 69H50V67H48ZM66 68V67H65ZM174 68V67H173ZM175 68H179V66L178 67H175ZM185 68V67H184ZM187 68V67H186ZM209 68V67H208ZM207 68V69H208ZM249 69H250V67H248ZM10 69V68H9ZM36 69V68H35ZM49 69H47V70H49ZM52 69V68H51ZM146 69H147V67H146ZM161 69H159V70H156V71H158V73L159 74H161L162 73V71L160 72V70ZM171 70H173L172 68H170ZM211 69H214L213 67L211 68ZM227 70H228V68H226ZM226 69H225V71H226ZM230 69V70H231ZM235 69H238V68H235ZM239 69V70H240ZM244 69H245V67H244ZM244 69L242 68V70L244 71ZM254 69V68H253ZM252 69V70H253ZM263 69H264V67H263ZM33 70V69H32ZM46 70V69H45ZM46 70V71H47ZM175 70V69H174ZM180 70V68L178 69V70H176L177 72H180L179 71ZM184 70V69H183ZM187 70V69H186ZM215 70V69H214ZM216 70H218V69H216ZM238 70V71H239ZM41 71V70H40ZM39 71V72H40ZM44 71V70H43ZM66 71V70H65ZM69 71V70H68ZM149 71V70H148ZM151 71H153V70H151ZM156 71H154V72H156ZM170 71V70H169ZM168 71V72H169ZM191 71V70H190ZM195 71V70H194ZM211 71V70H210ZM224 71V69L222 70V72ZM229 71V70H228ZM232 71L233 70H231V72H230V74L232 73ZM235 71V74L237 75V73H236V70H234ZM237 71V72H238ZM241 71V70H240ZM245 71H246V73H248L247 72V70L245 69ZM251 71V70H250ZM35 72V71H34ZM38 72V71H37ZM38 72V73H39ZM55 72V71H54ZM59 72V71H58ZM60 72H61V70H60ZM136 72V71H135ZM138 72H140V71H138ZM142 72V71H141ZM184 72V71H183ZM193 72V71H192ZM197 72V71H196ZM194 73V74H197V73ZM202 71H200V73H201ZM203 72H204V70H203ZM203 72H202V76L203 75H205V73L203 74ZM217 72H219V70L218 71H216V72H214L213 71V73L214 74H216ZM221 72V71H220ZM261 72H262V70H261ZM263 72H264V70H263ZM47 73H49V72H47ZM68 73V72H67ZM158 73L156 74V75H154L155 77L157 76L158 77ZM169 73H171V71L169 72ZM181 73V72H180ZM208 73V72H207ZM212 73V72H211ZM224 73V72H223ZM223 73H221V74H223ZM240 72H238V74H239ZM245 73V72H244ZM245 73V74H246ZM250 73V72H249ZM259 73V72H258ZM33 74V73H32ZM45 74V73H44ZM50 74V73H49ZM53 74V73H52ZM62 74V73H61ZM69 74V73H68ZM155 74V73H154ZM175 74H177V73H175ZM185 74V73H184ZM183 74V75H184ZM219 75H220V73H218ZM235 74L233 73V74H231V75H234V76H232V77H234L235 78ZM263 74V73H262ZM10 75V74H9ZM28 75H31L30 77L28 76ZM141 75V73L140 74H138L137 75V77H139ZM148 75V79H151L152 77H149L151 74H150V71H149V73L147 74ZM172 77H173V73L172 74H170ZM183 75H180V74H177V75H175L174 77H173V80H175V81H173V82H178V83H180L179 85V87H180V90L182 89V90H187L186 88H188L189 86H187V87H185L186 86V84H185V80H184V83H183V81H182V83L181 82H179V80H181L182 79V77H183ZM187 75V74H186ZM192 75V74H191ZM197 75H200V74H197ZM207 75V74H206ZM206 75H205V77H206ZM209 75V74H208ZM207 75V76H208ZM213 75V74H212ZM259 75V74H258ZM56 76V75H55ZM144 76V75H143ZM151 76H153V73H152V75ZM161 76V75H160ZM160 76H159V78H158V80L159 79H161L160 78ZM162 76H163V78H164V76L166 77V75H163L162 74ZM171 76H168L167 75V79L169 78V77H171ZM196 76V75H195ZM211 76V75H210ZM215 76V75H214ZM214 76H213V80H214V82H215V78H214ZM225 76V75H224ZM223 76V77H224ZM238 76V75H237ZM254 76V75H253ZM259 76H261V74L259 75ZM262 76H264V75H262ZM11 77V78H12ZM48 77V76H47ZM193 77V76H192ZM204 77V76H203ZM217 77V76H216ZM231 77V79H232V81H233V79L234 78H232ZM245 77V76H244ZM247 77V76H246ZM23 78V81H21V79ZM50 82H53L54 84H57L58 83V80L55 78V77H53L51 74H50ZM63 78V77H62ZM81 78V77H80ZM188 78V80H189V77H187ZM190 78H191V76H190ZM197 78H200V77H198L197 76ZM207 78V77H206ZM225 78H226V76H225ZM225 78H224V80H225ZM43 79V78H42ZM81 79H83V78H81ZM169 79H171V78H169ZM186 79V78H185ZM203 78H201L200 80L199 79H197V80H199L200 82H201V80H202ZM211 80H212V78H210ZM220 79L222 80V78L220 77ZM220 79H218L217 81H220V82H222ZM227 79H230V78H227ZM259 78H256V80H258ZM261 79H263V78H260L259 80H261ZM45 80V79H44ZM48 80V79H47ZM172 80V79H171ZM212 80V81H213ZM251 80V79H250ZM264 80V79H263ZM36 81H38V80H36ZM71 81V80H70ZM73 81V80H72ZM151 81H154V79H151ZM161 81V80H160ZM163 81H165V80H163ZM187 81V80H186ZM193 81V80H192ZM192 81H191V83H192ZM210 81V80H209ZM216 81V82H217ZM235 81V80H234ZM233 81V82H234ZM10 82V81H9ZM154 82H156V81H154ZM158 82V84L160 83L159 81H157ZM157 82L155 83L156 85H154V83H153V85H152V87L154 88V87H156L157 86ZM162 82V81H161ZM168 82V81H167ZM189 82V81H188ZM195 82V81H194ZM193 82V83H194ZM199 82V83H200ZM208 81H204V83H207ZM220 82H219V84H220ZM230 82V81H229ZM235 82H237V80L235 81ZM239 82V81H238ZM237 82V83H238ZM262 82H264V81H262ZM25 83H26V85H25ZM48 83V82H47ZM169 83H170V80H169ZM168 83V84H169ZM210 83V85H211V83H213V82H209ZM223 83V82H222ZM227 82H225V84H226ZM240 83V82H239ZM260 83V82H259ZM89 84V83H88ZM161 84V83H160ZM160 84H159V86H160ZM163 84H165V83H163ZM175 83H173V85H174ZM198 84V83H197ZM200 84H203V82L202 83H200ZM217 84H218V82H217ZM228 84H230V83H228ZM261 84V83H260ZM259 84V85H260ZM10 86H13V84H11V82H10V84H9ZM69 85V84H68ZM86 85V84H85ZM90 85V84H89ZM89 85H86L87 87L89 86ZM167 85V84H166ZM171 85V84H170ZM172 85V86H173ZM194 85H195V83H194ZM193 85V86H194ZM224 85V84H223ZM234 85V84H233ZM232 84H230V86H231V88L232 87H234ZM246 85V84H245ZM249 85V84H248ZM262 87H264V83H262ZM51 86V85H50ZM63 86H65V85H63ZM151 86V85H150ZM161 86L163 87L164 85H162L161 84ZM161 86H160V88H161ZM169 86V85H168ZM168 86H165V88H167ZM192 86V85H191ZM200 86V85H199ZM202 86H204V85H202ZM207 86V85H206ZM209 86V85H208ZM240 86H243V85H240L239 84V87ZM251 86H252V84H251ZM257 86V84L255 85V87ZM85 87V86H84ZM89 87H91V86H89ZM92 87H93V85H92ZM152 87H151V89H152ZM158 87V86H157ZM195 87V86H194ZM198 87V86H197ZM220 87H222V86H220ZM225 86H223V88H224ZM238 87V88H239ZM261 87V86H260ZM51 88V87H50ZM57 88H58V86H57ZM65 88V87H64ZM164 88V89H165ZM208 88V87H207ZM210 88V87H209ZM209 88H208V90H209ZM211 88H213L212 87V85H211ZM231 88H230V90H231ZM236 87H234V89H235ZM244 88V87H243ZM257 88V87H256ZM59 89V88H58ZM57 89V90H58ZM150 89V88H149ZM155 89V88H154ZM154 89H153V91H154ZM170 89V88H169ZM168 89V90H169ZM189 89V88H188ZM195 89V88H194ZM206 89V88H205ZM233 89V88H232ZM240 89V88H239ZM45 90H46V88H45ZM60 90V89H59ZM58 90V91H59ZM76 90H78V88L76 89ZM75 90V91H76ZM80 90H82V89H80ZM80 90H78V92L77 93H80ZM156 90V89H155ZM162 90H163V88H162ZM166 90V89H165ZM171 90V89H170ZM173 90H175L174 88H173ZM211 90V89H210ZM258 90V89H257ZM262 90V89H261ZM34 91V92H33ZM60 91H64V89L63 90H60ZM88 91H89V89H88ZM153 91H151V93L153 92ZM157 91H160V90H156V92ZM177 91V90H176ZM207 91V90H206ZM225 91V90H224ZM229 91V90H228ZM233 91V90H232ZM235 91H238V90H236L235 89ZM252 91V92H251ZM251 91H249V92H247L246 94L244 93V94H240L239 93V91L237 92V93H239L240 94V97L239 96H236V97H238L239 99H240V101L242 100H244V101H246V100H249L251 103H254V104H257V106H255V108L256 109H254L252 106H254V105H252L251 107H252V110H251V113H252V115H260V114H264V104H262V102L264 103V101H262L263 99H264V94H263V92H261L262 94H261V96H260V94H253L254 92H255V90L253 91V90H251ZM259 91V90H258ZM1 92V91H0ZM30 92V94H28ZM38 92V91H37ZM97 92V91H96ZM161 93H162V91H160ZM169 92V91H168ZM180 91H178V93H179ZM191 92H196V93H200L199 95H201V96H204V95H202L203 93H204V90H203V92L201 91V90H197V89H195V91H191ZM209 92V91H208ZM212 92L214 93V90H212ZM211 92V93H212ZM218 92V91H217ZM220 92V91H219ZM2 93L4 94V92H1L0 94L2 95ZM36 95H35V94ZM43 93V92H42ZM57 93V92H56ZM68 93V92H67ZM66 93V94H67ZM70 93H72V92H70ZM77 93L75 94V95H77ZM81 93H82V91H81ZM80 93V94H81ZM89 93H90V91H89ZM88 93V94H89ZM93 92H92V90H91V93L89 94L90 96H92L91 94H92ZM153 93H155V92H153ZM160 93V94H161ZM163 93H164V91H163ZM169 93H171V91L169 92ZM173 93V95H174V92H172ZM180 93H182V92H180ZM179 93V94H180ZM206 93V92H205ZM233 93V92H232ZM235 93V92H234ZM233 93V94H234ZM48 94V93H47ZM73 94V93H72ZM94 94V93H93ZM96 94V93H95ZM156 94V93H155ZM154 94V95H155ZM158 94V93H157ZM156 94V96H158ZM165 94H166V92H165ZM177 94V93H176ZM218 94V93H217ZM216 94V95H217ZM223 94H225V93H223ZM227 94V93H226ZM99 95V94H98ZM97 95V96H98ZM152 95V94H151ZM162 95V94H161ZM171 95V94H170ZM216 95H215V93L213 94V96H215L216 97ZM220 95V94H219ZM231 92H230V97H231ZM12 96V95H11ZM57 96H59V95H57ZM73 96V95H72ZM81 96H82V94H81ZM84 96H86L87 97V95L86 94H84ZM83 96V97H84ZM144 96V95H143ZM165 96V95H164ZM167 96H169L168 94H167ZM188 96L190 97V95H189V93H188ZM209 96L211 97L212 96V94L210 95L209 94ZM221 96V95H220ZM220 96H218V97H214L215 98V100L214 99H211L210 97L209 98H205L206 96H204V98L205 99H211V101L213 100V101H215L216 102V99L217 98H219ZM223 96V95H222ZM234 96V97H235ZM3 97V96H2ZM44 97V96H43ZM47 97V96H46ZM77 97V96H76ZM151 97V96H150ZM159 97H160V95H159ZM159 97H156L157 99L159 98ZM187 96H185L184 97V99L183 100H185V98H186ZM188 97V98H189ZM224 97V96H223ZM229 97V99L231 100V98ZM233 97V96H232ZM12 98V97H11ZM58 99H59V97H57ZM63 97H61L60 99H62ZM90 98V97H89ZM165 98H166V96H165ZM164 98V99H165ZM171 98H175V96L174 97H171ZM171 98H168L169 100L171 99ZM188 98H186V101H188L187 99ZM192 98V96L190 97V99ZM197 98H199V96L197 97ZM222 98V97H221ZM227 98H228V95H227ZM4 99V98H3ZM17 99V98H16ZM60 99H59V101H60ZM64 99V101H65V98H63ZM62 99V100H63ZM70 99V101H71V97L69 98ZM91 99V98H90ZM99 99H100V97H99ZM101 99L102 100H104L102 97H101ZM106 99V98H105ZM149 99V98H148ZM151 99V98H150ZM163 99V98H162ZM175 99H178V98H175ZM237 99V98H236ZM18 100V99H17ZM19 100H21V99H19ZM45 100V99H44ZM61 100V101H62ZM73 100V99H72ZM84 101V100H88V97L86 98V99H83V98H81V100H78V101ZM98 99H96V101H97ZM107 100V99H106ZM154 100V99H153ZM169 100H167V102L169 103L170 101ZM172 100H174V99H172ZM171 100V101H172ZM196 100V99H195ZM200 100H201V98H200ZM208 100H207V103L208 104H206V105H209V102H208ZM219 99H217V101H218ZM222 100H223V98H222ZM225 100H227V101H229L228 99H226L225 98ZM232 100H235L234 98H232ZM238 100V99H237ZM5 101V100H4ZM75 101L77 102V100L75 99ZM75 101H74V103H75ZM93 101H94V99H93ZM96 101H94L95 103H94V105L96 104ZM99 101V100H98ZM105 101V100H104ZM102 102L103 104H105V102ZM152 101V100H151ZM156 101V100H155ZM163 102L165 101V100H162ZM181 101V100H180ZM190 101H192V100H190ZM203 101V100H202ZM85 102V101H84ZM101 102H100V104H101ZM109 102H111V100L109 101ZM109 102H107V105L105 104V106H108V104H110ZM158 102H161V101H159V99H158ZM162 102V103H163ZM176 102V101H175ZM175 102H173L172 104H169V105H171L170 107H172V105H175L174 103ZM206 102V101H205ZM229 102H231V101H229ZM248 102V101H247ZM250 102H248V103H250ZM63 103V102H62ZM64 103H66V104H68V97H67V101L66 102H64ZM63 103V104H64ZM69 103H71V102H69ZM73 103V104H74ZM81 103V102H80ZM80 103H75V104H80ZM86 104H89L90 105V103H88V101L87 102H85ZM84 103V104H85ZM99 103V102H98ZM112 103V102H111ZM153 103H155L154 105H153V107L155 108L156 107V102H153ZM162 103H160V105L162 106V105H164V104H162ZM166 103V102H165ZM168 103H167V106H168ZM200 103V102H199ZM203 103V102H202ZM211 103V102H210ZM220 103V102H219ZM237 102H235V104H236ZM239 103V102H238ZM243 103V102H242ZM16 104V103H15ZM61 104V103H60ZM72 103H71V105L74 107V106H76V105H73ZM92 104V103H91ZM146 104V103H145ZM181 104H182V101H181ZM185 104V103H184ZM192 104V103H191ZM198 104V103H197ZM214 104V103H213ZM212 104V105H213ZM223 104H225V102L223 103ZM230 104H232V103H230ZM234 104V103H233ZM240 104V103H239ZM244 104H246L247 105V103L245 102ZM50 105V104H49ZM56 105V104H55ZM81 105V104H80ZM152 105V104H151ZM166 105V104H165ZM177 105H178V103L176 104V107H177ZM193 105V104H192ZM192 105H191V107H192ZM199 106H201V103L200 104H198ZM203 105H205V103L203 104ZM202 105V106H203ZM211 105V104H210ZM211 105V106H212ZM241 105H243V104H241ZM246 105H244V106H246ZM57 106H60V105H57ZM62 106V105H61ZM72 106H71V108H72ZM82 106H84L85 107V105H82ZM81 106V108H82V110L81 109H78L77 108V106L75 107V108H77V111L78 110H80V111H78V112H80V113H78L77 111H76V109L74 110V108H72V109H69V106H68V108L66 107L65 109H59V108H57V110H56V108H55V110H53L51 113H54V116H52V118L50 117V119H52V121L50 122V123H48V122H46V123H43V124H41V125H39V127H41V128H46V130H48V131H51L50 133H52V130L51 129H49V127L50 126H56L55 125V122H58L57 124H59V125H66V124H69L70 122L69 121H71L72 122V120H75V121H79V120H86L85 122L87 123V121H89V123H87V126H88V124H89V127L91 128V127H93V128H96L97 126H101V125H103V121H101L100 122V118H98V117H94V115L96 114H93L92 116H90L89 115V113L87 112V110H90V109H87L86 110V112H84L83 111V107ZM93 106V105H92ZM97 106H99V105H96V110H97ZM111 106V105H110ZM110 106H108V107H110ZM124 106V105H123ZM126 106V105H125ZM147 106V105H146ZM160 106V107H161ZM179 106V105H178ZM180 106H182V105H180ZM179 106V107H180ZM217 106V105H216ZM225 106V105H224ZM237 106V105H236ZM90 107H91V105H90ZM100 108H102L103 106H99ZM132 107V106H131ZM159 107V105H157V108ZM163 107H164V109L165 110H167V109H169L168 107H166V106H162L161 108L163 109ZM166 107V108H165ZM175 107V106H174ZM173 107V108H174ZM196 107V109H197V106H195ZM214 107H215V105H214ZM213 107V108H214ZM219 107V106H218ZM223 107V106H222ZM221 107V108H222ZM229 107H231V106H229ZM240 107H242V106H240ZM240 107H239V109H240ZM248 107H249V104H248ZM13 108V107H12ZM16 108H18V107H16ZM86 108V107H85ZM93 108V107H92ZM111 108V107H110ZM120 108H121V106H120ZM122 108H124V107H122ZM153 108V109H154ZM161 108H159V109H161ZM172 108V109H173ZM178 108V107H177ZM181 108V107H180ZM184 108V107H183ZM194 108V107H193ZM204 108V107H203ZM206 108H207V106H206ZM205 108V109H206ZM212 107H210L208 110H210ZM216 108V107H215ZM220 107L219 108H217V111H219L218 109H221ZM224 108H226V107H224ZM232 108H235L236 109V107H233L232 106ZM5 109V108H4ZM11 109V108H10ZM51 109H54L53 108V105H52V108ZM94 109V108H93ZM99 109V108H98ZM112 109L113 110H116V108L114 109L113 107H112ZM125 109V108H124ZM171 108L169 109V111L170 110H172ZM176 109V108H175ZM174 109V111H176ZM199 111H201V110H203L201 107H199ZM204 109V111L206 112V110ZM246 109H247V107H246ZM6 110V109H5ZM12 110H14V109H12ZM11 110V116L10 117H12L13 119H11V120H14V119H16V117L19 115L18 114V112L16 113V112H14V111H12ZM95 110V109H94ZM95 110V112H97ZM101 110L102 109H100V115H101V117H102V112H101ZM104 111H103V113H104V116L105 115H107V113L109 112V111H107L106 112V110H109V109H103ZM112 110V111H113ZM120 110V109H119ZM119 110H118V112H119ZM155 110H156V108H155ZM158 110V109H157ZM179 110V109H178ZM185 110V109H184ZM183 110V111H184ZM193 111L195 110V109H192ZM207 110V111H208ZM213 110V109H212ZM211 110V111H212ZM223 110V109H222ZM226 110V109H225ZM234 110V109H233ZM7 111V110H6ZM17 111V110H16ZM83 111V112H82ZM91 111V110H90ZM111 111V110H110ZM159 112H160V110H158ZM158 111H155V113L157 112V115H159V116H162L163 114L165 115H167V114H169V112H168V110H167V113H163V112H160V113H158ZM164 111V110H163ZM173 111V110H172ZM173 111V112H174ZM180 111H181V109H180ZM187 111V110H186ZM224 111V110H223ZM239 111V110H238ZM237 111V112H238ZM242 113H244L243 112V107H242ZM244 111H245V109H244ZM8 112V111H7ZM92 112H94V111H92ZM92 112H90L91 114H92ZM113 112H115V111H113ZM116 112H117V110H116ZM151 112V111H150ZM164 112H166V111H164ZM182 112V111H181ZM181 112L179 113H177V115L178 114H181ZM188 112H190V111H188ZM202 112V111H201ZM204 112V113H205ZM210 112V111H209ZM213 113H214V118H213V121L215 122V120L214 119H216L215 117V112L214 111H212ZM220 112V111H219ZM222 112V111H221ZM221 112H220V114H221ZM231 112V111H230ZM9 113V112H8ZM98 113V112H97ZM106 113V114H105ZM111 113V112H110ZM162 113V114H161ZM172 113V112H171ZM185 113V112H184ZM203 113V114H204ZM212 113V114H213ZM227 113V112H226ZM223 114V117L221 118V117H219L218 116V118H220V119H222V121L219 119V123L218 124H220L221 122H230L229 123V125H231V123H232V126H233V122L231 121V120H233L234 121V118H232L233 116V114L234 113H236V112H234L232 115H230L229 113H227L228 114V116H227V114ZM241 113V114H242ZM1 114V113H0ZM21 114V113H20ZM114 115H115V113H113ZM113 114H111V115H113ZM149 114V112L147 113V115ZM151 114V113H150ZM161 114V115H160ZM175 114H176V112H175ZM190 114V113H189ZM189 114H185V116H184V119L186 118V115H187V119H189L190 118V120L188 121V123L190 124V122H191V120L193 121V117L191 118V117H189L188 118V116H189ZM203 114H202V117H203ZM211 114V113H210ZM3 115V114H2ZM7 115H9V114H7ZM99 115V114H98ZM172 115H174V113L172 114ZM207 115V114H206ZM205 115V116H206ZM229 115L231 116V118L229 117ZM251 115V114H250ZM250 115H248V116H250ZM20 116V115H19ZM23 116V115H22ZM68 116H70L69 118L70 119H67L68 118ZM103 116V120L105 119V117ZM108 116V115H107ZM106 116V117H107ZM149 116V115H148ZM155 116V115H154ZM153 116V117H154ZM170 117H171V115H169ZM179 116V115H178ZM177 116V117H178ZM191 116V115H190ZM205 116H204V119H207V118H205ZM213 116V115H212ZM235 116V115H234ZM263 116V115H262ZM42 117V118H43ZM111 117L112 116H110V118L109 117H107V118H109L110 120H111ZM117 117V116H116ZM152 117V116H151ZM162 117H164V116H162ZM166 117V116H165ZM165 117L163 118V119H165ZM168 117V116H167ZM173 117V116H172ZM176 116H175V118L176 119H178L179 120V118H177ZM181 117V116H180ZM207 117V116H206ZM227 117V118H226ZM237 117H239V116H236V118ZM241 117H247V115L245 116H243V115H241ZM259 118H260V116H258ZM23 118V117H22ZM115 118V117H114ZM131 119L133 118V117H130ZM169 118V117H168ZM209 115H208V120H209ZM217 118V119H218ZM223 118H225V120L223 119ZM235 118V119H236ZM259 118H257L256 117V119H258V123H259ZM264 118V117H263ZM124 119V118H123ZM128 119V118H127ZM131 119H129V121L131 120ZM149 119V118H148ZM170 119V118H169ZM174 119V118H173ZM172 119V120H173ZM181 119V118H180ZM182 119H183V117H182ZM181 119V120H182ZM229 119H231V120H229ZM242 119V118H241ZM246 119H248V117L246 118ZM19 121H20V119H18ZM17 120V121H18ZM46 120H47V118H46ZM108 120V119H107ZM125 120H126V118H125ZM125 120H117L115 123L116 124H114L113 126L116 128V130H117V128H118V131H119V129L121 130L122 129V132L123 133H125V132H130V130H136L137 128H141V130H142V125H144V124H134V121H133V119H132V121H133V123H131V122H126ZM134 120H136V119H134ZM144 120V119H143ZM143 120H140V122L142 121L143 122ZM147 120V119H146ZM166 120H168V119H166ZM171 120V121H172ZM177 120V121H178ZM180 120V121H181ZM194 120H195V118H194ZM197 120V119H196ZM224 120V121H223ZM254 122H255V120L254 119H252ZM264 120V119H263ZM7 121V120H6ZM24 121V120H23ZM25 121H27V120H25ZM44 121V120H43ZM75 121H73V122H75ZM80 121V122H81ZM148 121V120H147ZM146 121V122H147ZM149 121H150V119H149ZM154 121V120H153ZM157 121V120H156ZM163 121V120H162ZM169 121V120H168ZM183 121V120H182ZM187 121V120H186ZM211 121V120H210ZM210 121H208V122H210ZM212 121V122H213ZM216 121H218V120H216ZM221 121V122H220ZM3 122V121H2ZM15 122V121H14ZM83 122V121H82ZM85 122H83V123H85ZM151 122H152V119H151ZM174 122V121H173ZM207 122V123H208ZM245 122V121H244ZM249 122V121H248ZM0 123H1V121H0ZM13 123V122H12ZM22 123H25V122H22ZM21 123V124H22ZM143 123H145V122H143ZM172 123V122H171ZM170 122H169V124H171ZM175 123H177L176 121H175ZM187 123V124H188ZM199 123V122H198ZM198 123H197V125H198ZM211 123V122H210ZM209 123V124H210ZM222 123V124H223ZM236 123V122H235ZM257 123V122H256ZM255 124V128H256V131H258L259 132V134H262V131H264V125L263 126H260L259 124ZM264 123V122H263ZM17 124V123H16ZM40 124V123H39ZM72 124H75V123H72ZM78 124V122L76 123V125ZM81 124L82 123H80V126H81ZM147 124V123H146ZM150 123H148V125H149ZM153 124V123H152ZM152 124H151V126H152ZM178 124H182V123H180L179 121H178ZM186 124V125H187ZM194 124H196V123H194ZM200 124V123H199ZM202 124H205V125H207L206 126V128H208L209 129V127L211 126V125H213L214 126V123H212L210 126L208 125V124H206V120H205V123H203V121H202ZM237 124V123H236ZM250 124V123H249ZM31 125L32 126H36V122L35 123H31ZM84 125V127H85V124H83ZM105 125H108V124H105ZM163 125V124H162ZM172 125V124H171ZM175 126L177 125V124H174ZM184 126H185V120H184V124H183ZM191 125H193V124H191ZM196 125V126H197ZM221 125V124H220ZM225 125V124H224ZM226 125H228L227 123H226ZM225 125V126H226ZM235 125V124H234ZM244 125V124H243ZM1 126L2 125H0V128H1ZM9 126V125H8ZM62 126V127H63ZM67 126V125H66ZM96 126V127H95ZM154 126H158L157 124L156 125H154ZM188 126V125H187ZM200 126V127H199ZM199 126H197L198 128H203L204 127V125L201 127V125H199ZM215 126H216V123H215ZM214 126V127H215ZM236 126H238V124L236 125ZM241 126V125H240ZM249 126V125H248ZM3 127V126H2ZM6 127V126H5ZM4 127V128H5ZM61 127V126H60ZM84 127H82L81 126V128H78V127H76L77 129L75 130L74 128V130H75V132L73 131V133L70 135V138H67L66 140H67V142H66V140L64 141V142H66V145L64 146V147H67V149H68V151H66V148H64V147H62L65 151H64V153H61L62 154V156L61 157H58V156H56L57 155V152H55L54 150L55 149H57L58 147L57 146H54L53 144L51 145L50 143V145H48L49 147L47 148L49 151V153L50 154H52V152L54 151L55 153H56V155H51V157H47V154H48V152H45V153H47V154H45L44 152H43V154H45L46 156H45V158H47V160L49 159V161H48V163H44L43 161H41L40 159H38L39 161H38V164H37V162H35L36 160H37V158L39 157H37L36 159H35V161H34V163H36V165H35V167L34 168H36L35 170H36V172H34V182H35V180H36V178H38V179H41V167H42V169H43V167H44V165H46V166H48L47 168H49L48 169V174H49V176L48 175H46V179H47V176L49 177V179H47V181H45V185L44 186H42V185H40V186H42L43 188H44V190H45V192H47V194L48 193H50L51 191H52V193H51V198L50 199H48V201L49 202H51V204L50 205H47V204H49V202L46 204L45 203V200L43 199V202H41V199H39V197H40V195L42 196V193H43V191H42V193H41V191H40V195H38L39 193V191H37L36 192V188H34V187H32V186H30L29 184H33V183H29V182H33V178L29 181V179H25V178H21L22 179V182L19 184V186H17V185H15V184H13L12 185V187L15 185V188L13 189L12 188V195L11 196H13L14 194L13 193H15V195H17V198H18V200H17V198H16V196L15 197H13L15 200H17V201H19V205H20V207L18 206V205H16V206H14L16 203H17V201H12V202H15L14 203V205H12L13 206V209L14 208H16L15 210H17V206H18V208H20V212L19 211H16L17 212V214H19L20 213V216L18 215V217L20 218V217H23L24 218V215L23 214H27V216H28V213H27V210L29 211V209L28 208H30V206L31 205H35L36 207L38 206V209H39V211L40 212H42V210H41V208L43 209V208H46L45 209V213H44V218L42 217V219H41V217L39 218L40 220H45V223H43L44 221H41L42 223H43V225L41 224V223H39V224H41L39 227H37L38 228V230H37V228H35V226L33 227L34 229H36L37 231H36V233H30L29 231L31 230V228L29 229V231H28V229L27 228H29L30 226L29 225H26L25 224V222L26 221H24L23 223H22V221L23 220H21V223H20V219L18 220V219H16L17 221V230H16V233H17V235L16 236H14V235H12V236H9L8 235V232H12L11 230L10 231H8L10 228H12L11 226H10V228L8 227V229H7V235H5V233H4V235H3V232H4V225H2V228L0 227V264H127L128 262H126L127 261V259H129V258H131V255L129 254V252H128V256H130V257H127V256H125L124 257V255L122 256V252L125 250V249H128V248H123L124 250H121L120 249V247H122L121 245H119L120 243H124L123 242V240L125 241V240H127L126 238H124V234H123V232H122V236L121 235H119V234H121V233H119V230L121 229H117L118 231V234H117V232H116V234L118 235L117 237L119 238V236H121L120 238L121 239H123L122 240V242H121V240H120V243L118 244V242L115 244V242H114V244L110 247V246H108V244H106V242L105 241H103V239L102 238H105V236H103V235H105V233L103 232V230H102V226H101V230H102V232L104 233V234H102V233H98V234H101L102 235V237H101V235H97V234H95L93 231H90L91 233H87V232H89V230H91L92 228H95L96 229V227H97V225L99 226V219H100V217H97V216H95L96 217V221H93V220H95V219H93L92 217H94V216H92V214H90L91 215V217L90 218H92V221H93V224L92 225H95L94 224V222L96 223L97 221H98V223L99 224H97V225H95V227L93 226L91 229H89V230H87L88 228L87 227H85V231H86V236H84L85 235V233L83 232V230H84V226H89V224H90V222L92 223V221H91V219H87L88 217H89V213L87 214L88 215V217L85 215V214H83V215H81L82 217H84V215H85V219H87V220H90V222L89 221H87L86 220V222H89V223H87L86 224V222H84L86 225H84V226H82L83 225V222H82V225H81V222H76L77 223V225H78V223H80V225L82 226V229H78V226H76V223H75V221L77 220L78 221V219H81L80 221H82V219L83 218H78L77 217V219H75L74 220V216H76L77 214H76V212L78 211V210H80V209H82V208H84L83 210H85L86 208H87V206L86 205H84V203H88V202H86L87 201V197H89V196H92V197H94V198H96V199H99L98 201L100 202V199L104 196V197H106L105 195H104V192H106L107 190L106 189H110L111 188V186H110V181H108L109 180V178L111 177H109L108 176V173H101L100 171H98V167H94L93 169L95 170V168H98V169H96L98 172H97V176L96 175H94L93 174V176L96 178H94L95 179V181H93L92 179L93 178H90L91 179V184L93 183V186H91V184H90V186L93 188V189H91L90 187L88 188V184L90 183L89 181H87V179H86V177H85V172L87 171V168H85V167H87V166H89V165H91V164H89V163H91L89 160H87V159H85V158H87L86 156H85V150H88V149H85V147H87V146H89V145H91V144H89V145H87L88 144V142L89 143H91L90 141H92V140H90L88 137H84L83 136V133H82V131H83V128ZM104 127H106V126H104ZM150 127V126H149ZM164 127H165V125H164ZM177 127H179V126H177ZM176 127V128H177ZM194 127V126H193ZM217 127L219 128V125H217ZM229 127V126H228ZM234 127V126H233ZM232 127V128H233ZM242 127V126H241ZM250 128H251V126H249ZM248 127V128H249ZM252 127H253V125H252ZM3 128V129H4ZM8 128V127H7ZM17 128V127H16ZM19 128V127H18ZM24 128V127H23ZM68 128V127H67ZM153 129L152 130H154V128H156V127H152ZM159 127H157V129H158ZM160 128H162V127H160ZM159 128V129H160ZM176 128H173V129H176ZM182 128V127H181ZM213 128V127H212ZM211 128V129H212ZM235 128V127H234ZM64 129V128H63ZM71 129H72V127H71ZM72 129V130H73ZM85 129V128H84ZM146 129V128H145ZM144 129V130H145ZM163 130H166L165 128H162ZM187 129V128H186ZM204 129V128H203ZM17 130L18 129H14L13 127H11V129L10 130H8V133H12V135H14V136H19L21 133H19V134H17ZM28 130V129H27ZM88 130V129H87ZM93 130L95 131L94 133H102V134H105L104 132V130H105V128H101V127H97L96 129H92L91 131L93 132ZM116 130H113L112 129V132L114 131H116ZM138 130V129H137ZM136 130V131H137ZM147 130H149V129H147ZM146 130V131H147ZM152 130H151V132H152ZM161 130V129H160ZM163 130H162V132H163ZM206 130V129H205ZM246 130V129H245ZM254 130V129H253ZM5 131V130H4ZM86 131V130H85ZM90 131V130H89ZM139 131V130H138ZM143 131V130H142ZM155 131V130H154ZM167 131H169V130H166L165 132H167ZM187 131H189V130H187ZM192 131V130H191ZM196 131H198V130H196ZM196 131H194V132H196ZM207 131V130H206ZM214 131H216V130H214ZM217 131H219V130H217ZM224 131V130H223ZM239 131V130H238ZM255 131V132H256ZM3 132V131H2ZM25 132V131H24ZM43 132V131H42ZM60 132V131H59ZM65 132V131H64ZM87 133H88V131H86ZM92 132H89V133H92ZM107 132V131H106ZM110 132V131H109ZM117 132V131H116ZM115 132V134L116 135H118V132L116 133ZM121 132V133H122ZM141 132V131H140ZM161 132V133H162ZM185 132V131H184ZM183 132V133H184ZM200 132V131H199ZM198 132V133H199ZM207 132H209V131H207ZM222 132V131H221ZM220 132V133H221ZM254 132V131H253ZM28 133V132H27ZM47 133V132H46ZM61 133V132H60ZM87 133H85V134H87ZM93 133V134H94ZM122 133V134H123ZM130 133H134V132H130ZM137 133V132H136ZM139 133V132H138ZM142 133V132H141ZM146 133V132H145ZM154 132H152V134H153ZM158 133V134H157ZM157 136H155V139H156V137L157 138H160L159 137V132L157 131ZM228 133V132H227ZM229 133H231V132H229ZM264 133V132H263ZM26 134V133H25ZM29 134V133H28ZM58 134V133H57ZM68 134H69V132H68ZM84 134V135H85ZM108 134V133H107ZM126 134V133H125ZM135 134V133H134ZM143 134V133H142ZM149 134H151L150 132H149ZM148 134V135H149ZM165 133H163V135H164ZM167 134H168V132H167ZM176 134H178V133H176ZM212 134H214V133H212ZM235 133H233V135H234ZM237 134V133H236ZM239 134V133H238ZM249 134V133H248ZM46 135V137H47V135L48 134H45ZM109 135H110V133H109ZM111 135L112 136H114V134H112L111 133ZM116 135L114 136V137H116ZM119 135H120V133H119ZM128 135V134H127ZM148 135H147V133H146V135H142V137H141V139H140V137H138L137 135H135V136H137V139H134V140H137V142H134V141H132L133 140V138L131 139V145H132V143H133V145L135 144V143H137V144H140V143H138V140L140 139V140H142V138H145V136L148 138V139H150L149 137H148ZM163 135H161V137H164ZM182 135H185V134H182ZM188 135V134H187ZM193 135H195V134H193ZM192 135V136H193ZM241 135V134H240ZM243 135V134H242ZM241 135V136H242ZM245 135V134H244ZM255 135H257V134H255ZM5 136H7L6 134H5ZM21 136V135H20ZM26 136V135H25ZM44 136V135H43ZM49 136H50V134H49ZM89 136H91V135H89ZM102 136V135H101ZM132 136H134L133 134H132ZM168 137H169V134L167 135ZM189 136V135H188ZM191 136V138H193ZM199 136V135H198ZM203 136V135H202ZM206 136V135H205ZM208 136V135H207ZM214 136V135H213ZM220 136V135H219ZM246 136V135H245ZM251 136V135H250ZM249 136V137H250ZM258 136V135H257ZM3 137V136H2ZM10 137V136H9ZM33 137H34V135H33ZM32 137V139L31 140H34V138ZM40 137V136H39ZM52 137V136H51ZM53 137H56V136H53ZM52 137V138H53ZM92 137V136H91ZM90 137V138H91ZM95 138L97 137V136H94ZM103 137H106V136H104L103 135ZM117 137H119V136H117ZM116 137V138H117ZM125 137V135L123 136V138ZM195 137V136H194ZM196 137H197V134H196ZM211 137H212V135H211ZM244 137V136H243ZM253 137V136H252ZM19 138H21L22 139V136L21 137H19ZM24 138H26V137H24L23 136V139ZM88 138V139H87ZM100 137H98V139H99ZM107 138V137H106ZM127 139H130L129 137H126ZM125 138V139H126ZM139 138V139H138ZM146 138V139H147ZM154 138V137H153ZM171 138V137H170ZM172 138H173V135H172ZM215 138H219L218 136L217 137H215ZM246 138V137H245ZM248 138V137H247ZM3 139H5V138H3ZM7 140H8V138H6ZM5 139V140H6ZM11 139V138H10ZM12 139H14V137L12 138ZM15 139H17V138H15ZM36 139V138H35ZM45 139V138H44ZM47 139V138H46ZM51 139V138H50ZM61 139V138H60ZM64 139H65V136H64ZM122 138L120 137V140H121ZM125 139H123V140H125ZM147 139V140H148ZM161 139V138H160ZM160 139H158L157 141H159ZM177 139H179V137L177 138ZM195 139V138H194ZM208 139V138H207ZM211 139V138H210ZM258 139V138H257ZM39 140V139H38ZM38 140H36V141H38ZM97 140V139H96ZM95 140V141H96ZM99 140H101V138L99 139ZM108 140H109V138H108ZM110 140H111V143H113L114 141H116L117 140V142H118V139H114V141H112V139H111V136H110ZM139 140V141H140ZM151 140H152V138H151ZM150 140V142H152ZM199 140V139H198ZM198 140L196 141L197 143H198ZM202 140L203 139H201V142H202ZM213 140H214V138H213ZM217 140V139H216ZM252 140H253V138H252ZM254 140H256V138L254 139ZM253 140V141H254ZM4 141V140H3ZM35 141V142H36ZM46 141V140H45ZM52 141V140H51ZM94 141V142H95ZM105 142H106V139L104 140ZM130 141V140H129ZM145 141V140H144ZM144 141H141V142H144ZM149 141V140H148ZM148 141H145L144 143H146V146H147V144H148ZM161 141H162V139H161ZM168 141V140H167ZM167 141H163V142H167ZM171 141V140H170ZM175 141H176V138H175ZM261 141H262V139H261ZM16 141H8L7 143H5V141L4 142H2V143H4V147L5 146H10L11 148L12 147H14V146H19V144L20 145H24V143H25V145H26V142H29L30 143V141H29V139H28V137L26 138V139H24V141L23 140H20V143H18V141L15 143ZM50 142V141H49ZM57 142H60V144L62 143L61 141H57ZM121 142L122 141H120V143H118V144H120V145H123V142H122V144H121ZM126 142H128V141H126ZM149 142V144H151ZM162 142V143H163ZM171 142H173V141H171ZM171 142H169V143H171ZM178 142V141H177ZM200 142V141H199ZM216 142V141H215ZM256 142V141H255ZM29 143H27V148H29V146H28V144ZM44 143H48L47 141L46 142H44ZM43 143V144H44ZM97 143V142H96ZM107 143V142H106ZM143 143V144H144ZM153 143V142H152ZM159 143H160V141H159ZM204 143V142H203ZM209 143H211V140L209 141ZM35 144V143H34ZM36 144H38V143H36ZM59 144V143H58ZM65 143H63V144H61V145H64ZM103 144V143H102ZM102 144H100V143H98V144H96L97 145V151L96 152H98L99 153V151H98V146H102ZM105 144V143H104ZM109 144H110V142H109ZM114 144V143H113ZM129 144V143H128ZM136 144V145H137ZM143 144H141V145H143ZM164 144H166V143H164ZM199 144V143H198ZM206 144V143H205ZM214 144V143H213ZM213 144H211V145H213ZM30 145V144H29ZM40 145V144H39ZM38 145V146H39ZM45 145V144H44ZM87 145V146H86ZM116 145V144H115ZM119 145V146H120ZM136 145H134L135 147H132V149L133 148H135L136 149ZM141 145H139V146H137V147H139V149H141L140 148V146ZM168 145V144H167ZM202 145V144H201ZM207 145V144H206ZM30 146H32V144L30 145ZM37 146V145H36ZM104 147H105V145H103ZM102 146V147H103ZM107 146V145H106ZM118 146V145H117ZM129 146V148L128 149H130V145H128ZM128 146H124L125 148H127ZM149 146V145H148ZM159 146V145H158ZM178 146V145H177ZM21 146H19V148H20ZM61 147V146H60ZM58 148V149H60V151L62 152L63 151V149L61 150V148ZM93 147L95 148L96 146H94V144H93ZM102 147H100V149L99 150H102L103 148ZM112 147L113 146H110V149L111 150H117V148H116V146L112 149ZM150 148L152 147V146H149ZM153 147H155V149L156 150H158V148H157V146H156V144H155V146H153ZM152 147V149H154ZM167 147H170V146H167ZM166 147V148H167ZM172 147V146H171ZM173 147H176V146H173ZM26 148V149H27ZM31 148V147H30ZM30 148H29V152L31 153V151H30ZM38 147H36V152L38 151V149H37ZM102 148V149H101ZM107 148V147H106ZM122 148L123 147H120V149H121V151H124V150H122ZM142 148L144 149L145 148V150H146V148L147 147H144V145L142 146ZM163 148H165V147H163ZM7 149V148H6ZM17 149H18V147H17ZM58 149H57V151H58ZM90 149V151L89 152H91L93 149H92V147H90L89 148ZM92 149V150H91ZM109 149V150H110ZM128 149L126 150V151H128ZM138 149V150H139ZM262 149V148H261ZM264 149V148H263ZM263 149L261 150V152L263 151ZM8 150V149H7ZM23 151V149H22V147H21V149H19V151ZM35 150V149H34ZM33 150V151H34ZM72 150V151H71ZM134 150V149H133ZM137 149H136V151L139 153V151H141L142 152V150H139L138 151ZM145 150H143V151H145ZM172 149H170L169 150V152L168 153H170V151H171ZM18 151V150H17ZM18 151V152H19ZM22 151H21V153H22ZM28 151V150H27ZM27 151H26V154L25 153H23V156L25 157V155H27ZM130 151V150H129ZM135 151V152H136ZM2 152V151H1ZM12 152V151H11ZM35 152V151H34ZM89 152H86V154L88 153L89 154ZM146 153L145 154H149V153H151V152H148V151H145ZM148 152V153H147ZM3 153V152H2ZM20 153V152H19ZM59 153V152H58ZM92 153V152H91ZM102 153H103V150H102ZM115 153H117V152H115ZM119 153V152H118ZM115 154V155H118L119 156V154ZM131 153V152H130ZM154 153V152H153ZM152 153V154H153ZM158 153H159V150H158ZM160 153H163L164 154V152L162 151H160ZM159 153V154H160ZM166 153V155L168 156V158L166 157V158H164V156H166V155H164L163 156V158H164V160H163V158L161 157V158H159V160L160 159H162V161H160L161 162V165H162V168L165 166V164H168L169 165V163L171 162V165H173L172 163V160H168L169 159V154L167 153V152H165ZM1 154V153H0ZM16 154H17V152H16ZM25 154V155H24ZM32 154L33 153H31V156H32ZM38 154V153H37ZM87 154V155H88ZM95 154V153H94ZM101 154V153H100ZM100 154H99V156H100ZM106 154H108V153H106ZM110 154V157L111 158H114V160H115V157L116 156H112L111 154H113V153H109ZM127 154H129V153H127ZM126 154V155H127ZM132 154V153H131ZM133 154H135V153H133ZM131 155V156H133L134 157V155ZM151 154V155H152ZM1 155H3V154H1ZM22 155V154H21ZM29 155V154H28ZM35 155H36V153H34L33 154V156L35 157ZM59 155H60V153H59ZM97 155V154H96ZM96 155H94L95 157H96ZM124 157L126 156V155H124V154H122ZM139 155V154H138ZM154 155H155V153L153 154V159L155 158L154 157ZM158 155V154H157ZM156 155V156H157ZM20 156V155H19ZM18 156V157H19ZM103 156V155H102ZM122 156V157H123ZM129 156H130V154H129ZM135 156H137L136 154H135ZM142 156H144V154H141V157H140V155L136 158L135 157V159H137V161H138V159H139V157L140 158H142ZM159 156H162V155H158V157ZM2 157V156H1ZM0 157V158H1ZM6 157V156H5ZM17 157V159H20V158H22V156L21 157H19L18 158ZM34 157L32 158V160L34 159ZM109 157V158H110ZM120 157H121V155H120ZM123 157V158H124ZM149 157H150V155H149ZM148 156H147V158L148 159H150V160H152L151 159V157L149 158ZM158 157H156L157 159H158ZM3 158V157H2ZM40 158V157H39ZM64 158V159H63ZM117 158V157H116ZM145 159H146V157H144ZM144 158H142V159H140V160H142V162H143V159ZM171 158V157H170ZM15 159V158H14ZM26 159H28V158H26ZM85 159V161H89V165L87 164V166H85L84 168L82 167V169H83V171L81 172L80 171V167H78V166H75L74 165V163H76V162H79V161H82V160H84ZM127 159V161H128V159L129 158H126ZM125 159V160H126ZM157 159H155V161H158ZM167 159V161H170V162H166L165 160ZM4 160V159H3ZM16 160V159H15ZM20 160H22V159H20ZM25 160V158L23 159V161ZM30 160H31V157H30ZM124 160V161H125ZM139 160V161H140ZM0 161H1V159H0ZM27 161V160H26ZM94 161H95V159H94ZM93 161V162H94ZM123 161V162H124ZM126 161V165H127V162ZM163 161H165V162H163ZM21 162V161H20ZM32 162V161H31ZM46 162V161H45ZM103 162V161H102ZM102 162H100V163H102ZM120 162H122V160L120 161ZM120 162H118V163H120ZM131 162H133L132 161V159H131ZM142 162H141V164H142ZM152 162H154L153 160H152ZM1 163V162H0ZM3 163V162H2ZM15 163V162H14ZM19 163V162H18ZM22 163V162H21ZM21 163H19V164H21ZM24 163V162H23ZM22 163V164H23ZM84 163V162H83ZM95 163H98L97 161H95L94 162V164ZM129 163H130V161H129ZM129 163H128V166H129ZM155 163L156 162H154L153 164L155 165ZM158 164H159V161L157 162ZM156 163V164H157ZM165 163V164H164ZM16 164V163H15ZM25 164V163H24ZM29 164H32V163H30V161H29ZM44 164V165H43ZM80 164H81V162H80ZM85 164V165H86ZM124 164V165H125ZM140 164V163H139ZM148 164H150V163H148ZM148 164H147V166H148ZM156 165V166H158L157 167V171L159 172L158 174H157V172H154L155 170L154 169H152L153 171H152V175H153V177H154V174L157 176V177H159L161 174L160 173H164V172H162V171H159V169H161L159 166H161V165ZM1 165V164H0ZM5 165H6V163H5ZM83 165V164H82ZM109 165H111V164H109ZM130 165H131V163H130ZM142 165H144V163L142 164ZM150 165H152V163L150 164ZM170 165V166H171ZM15 166V165H14ZM14 166H12V167H14ZM92 166V165H91ZM99 167H100V164L98 165ZM119 166V165H118ZM133 166H134V162H133ZM136 167H138V166H140V165H135ZM134 166V167H135ZM173 166H175V165H173ZM6 167V166H5ZM4 167V168H5ZM78 169H77V168ZM107 167V166H106ZM120 167V166H119ZM123 167V164H122V166H121V168ZM130 167V166H129ZM128 167V168H129ZM131 167H132V165H131ZM141 167V166H140ZM146 167V166H145ZM10 168V167H9ZM16 168H20V167H16ZM16 168H14L15 170H18V169H16ZM23 168H24V166H23ZM33 167H32V165H31V169H32ZM34 168H33V170L32 171H34ZM89 168H90V166L88 167V170H89ZM92 168V167H91ZM90 168V169H91ZM103 168V167H102ZM101 167H100V170L102 169ZM104 168H105V166H104ZM103 168V169H104ZM110 168V167H109ZM108 168V169H109ZM125 168H126V166H125ZM124 168V169H125ZM127 168V169H128ZM167 168H168V170H169V166H167ZM7 169H8V165H7ZM12 170H14L13 168H11ZM25 169V170H24ZM23 170H22V168L21 169H19L18 171H20L21 172V170H22V172H25V171H29L27 168H24ZM27 169V170H26ZM107 169V168H106ZM105 169V171H107ZM126 169V171L128 172V170H130V172L133 174L134 172H135V174H136V172L138 171V170H136V171H134V169L132 170V168L131 169H128L127 170ZM139 169V168H138ZM164 169V168H163ZM174 169H176L177 170V168H174ZM173 169V167L172 168H170V171H172V170H174ZM41 170V171H40ZM111 170H112V168H111ZM117 170V169H116ZM119 170H120V168H119ZM134 171V172H132V171ZM150 171H151V169H149ZM165 170V169H164ZM163 170V171H164ZM167 170V171H168ZM114 171V170H113ZM139 171H141V170H139ZM149 171V173H150V175H149V173H148V171H147V174H145L146 173V171H144L142 174L140 173V175L142 176H140V175H138L137 177V179H138V183H139V179H144V177H143V174H144V176H145V178L147 177V176H149V177H151V172ZM166 170H165V173L167 172ZM8 172V171H7ZM44 172V171H43ZM103 172V171H102ZM115 172V171H114ZM118 172V171H117ZM120 172H121V170H120ZM127 172H124L123 173V168H122V174L124 175L125 173H127ZM130 172H128V175H129V173ZM142 172V171H141ZM154 172V173H153ZM174 172V171H173ZM13 173V172H12ZM15 173H17L16 171H15ZM19 173V172H18ZM119 173V172H118ZM139 173V172H138ZM171 173V172H170ZM177 173H178V170H177ZM6 174V173H5ZM4 174V175H5ZM11 174V173H10ZM20 174V173H19ZM26 174V173H25ZM25 174H22V176L21 177H24L23 175H25ZM28 175L29 174H33L32 172L31 173H27ZM46 174V173H45ZM45 174L43 173V175L45 176ZM121 174V173H120ZM120 174H115V176L116 175H120ZM135 174H133L134 176H135ZM160 174V175H159ZM3 174H1V171H0V180L2 179V176ZM9 175V174H8ZM12 175H15V174H12ZM17 175V174H16ZM28 175H27V177H28ZM42 175V176H43ZM90 175V174H89ZM89 175H88V177H89ZM132 175V176H133ZM165 176H167L168 175V173H167V175L166 174H164ZM174 175H175V173H174ZM173 175V176H174ZM6 176V175H5ZM20 176V175H19ZM19 176H17L18 178H19ZM26 176V175H25ZM29 176H31V175H29ZM36 176V177H35ZM91 176V175H90ZM92 176V177H93ZM108 176V177H107ZM121 176V175H120ZM130 176H131V174H130ZM129 176V178H131ZM133 176V177H134ZM162 176V175H161ZM172 176V175H171ZM177 176H179V174H177ZM176 175L174 176V177H177ZM13 177V176H12ZM14 177H16V176H14ZM13 177V178H14ZM16 177V178H17ZM31 177H33V176H31ZM114 177V176H113ZM127 177V174H126V176H125V178ZM136 177V176H135ZM148 177V180L150 179ZM151 178V180H153V179H155L156 177H154V178ZM163 178H161V180L162 179H164L165 177L164 176H162ZM3 178H5V177H3ZM10 178H11V175H10ZM44 178V179H45ZM108 178V179H107ZM124 177H121L118 181H120V180H122ZM125 178H124V181L122 180V181H120L121 182V184L123 183H126L127 184V182H125ZM128 178V177H127ZM127 178H126V181H127ZM128 178V179H129ZM160 178V177H159ZM158 178V179H159ZM168 178H169V175H168ZM179 178V177H178ZM178 178H176L175 180H180V178L178 179ZM21 179L19 178V179H16V180H13L14 182H16V181H18L19 180V182L21 181ZM24 179V180H23ZM42 179H43V177H42ZM42 179L41 180H39V181H42ZM45 179V180H46ZM89 179V180H90ZM111 180H112V183H114V181H113V179L116 181V183L115 184H117L118 183V181H117V178L115 179V177L114 178H110ZM134 179V178H133ZM166 179V178H165ZM169 179H171V178H169ZM131 180H132V178H131ZM131 180H129L128 182L130 183V185L134 188V186L135 185H132L131 183H133V181L132 182H130ZM136 179H134V181H135ZM146 180H147V178H146ZM147 180V182H149ZM156 180V179H155ZM160 180V179H159ZM5 180L3 179V182H4ZM37 182H38V180H36ZM44 181V180H43ZM163 181V180H162ZM166 181V180H165ZM6 183H7V180L5 181ZM11 182V181H10ZM18 182V183H19ZM89 182V183H88ZM137 182H134V184H137ZM167 182V181H166ZM172 182L174 183V184H176L175 182H174V180H173V177H172ZM17 183V182H16ZM140 183H142V181L140 180ZM156 183V182H155ZM168 183V182H167ZM169 183H171V182H169ZM177 183H179V182H177ZM181 183L182 182H180L179 183V185H181ZM38 184V183H37ZM36 184V186H39V185H37ZM114 184V185H115ZM143 184H145V183H143ZM143 184H141V185H143ZM152 184H153V182H152ZM182 184H184V183H182ZM8 185V184H7ZM34 185V184H33ZM112 185V184H111ZM148 185V184H147ZM155 185H157V183L155 184ZM168 185V188H169V184H167ZM171 185V184H170ZM177 185V184H176ZM175 185V186H176ZM9 186V185H8ZM110 186V187H109ZM137 186H139L140 187V184L139 185H136V187ZM144 186L145 185H143V187L142 188H144ZM166 186V185H165ZM173 186V187H172ZM172 188H174V185L172 184ZM178 186V185H177ZM34 188L33 190L37 193V195L39 196H35L34 197V191L32 190V188ZM109 187V188H108ZM131 187V188H132ZM150 187V186H149ZM148 186H147V188H149ZM153 187H156V186H154L153 185ZM161 188V186L160 185H158V189L159 190H157V189H155V191L154 190H152L153 188L152 187H150V191H151V193H150V191H149V193L147 192V194H149V195H151V196H153L154 194H152V193H158L159 194V191H161L160 190V188ZM179 187V186H178ZM181 187V186H180ZM41 188V187H40ZM40 188L38 187L37 188V190L39 189L40 190ZM53 188V189H52ZM130 188V189H131ZM132 188V189H133ZM142 188H141V190H142ZM147 188H146V186H145V188L143 189V191L144 190H147ZM157 188V187H156ZM168 188H165L166 189V191L168 190ZM48 189V190H47ZM51 189V191H49ZM112 189V188H111ZM110 189V190H111ZM121 188H118V189H115L114 191H115V193L116 192H118L119 194H120V192H119V190H120ZM137 189H138V187H137ZM162 189V188H161ZM175 190H173L174 191V193H176L175 191H177L176 189L177 188H174ZM179 189H182V188H179ZM178 189V190H179ZM9 190V189H8ZM109 190V191H110ZM118 190V191H117ZM122 190V189H121ZM120 190V191H121ZM157 190V191H156ZM135 192H136V194L138 193L139 194V192H137V191H139V190H134ZM154 191V192H153ZM165 190H164V192H166ZM9 193H10V190L8 191ZM121 192H124L123 190L121 191ZM132 192H133V190H132ZM132 192H130V193H132ZM135 192H133V193H135ZM161 192H163V189H162V191ZM168 192H172V190H168ZM253 192V191H252ZM6 193H7V191H6ZM17 193V194H16ZM34 193V194H33ZM107 194H108V192H106ZM112 192L110 191V193L109 194H111ZM124 193H126V192H124ZM123 193V194H124ZM130 193L128 194V195H130ZM44 194V193H43ZM46 194V195H47ZM106 194V195H107ZM119 194H117L116 193V195H118V196H116L117 198H116V200L119 198ZM123 194H122V197H123ZM147 194H146V196H147ZM170 194V193H169ZM242 194V193H241ZM240 194V195H241ZM244 194H247V193H244ZM249 194V193H248ZM45 195V194H44ZM45 195V196H46ZM48 195H50V194H48ZM113 195H115V194H113ZM112 194L109 196L110 197V201H111V204L112 203H114V202H112V196H113ZM128 195H126V196H128ZM134 195V197H132V198H135V194H133ZM140 195V194H139ZM160 195H162V197L164 198V196L163 195H165L164 193H161ZM60 197L59 199H61V201L59 202L58 200L59 199H57V197ZM107 196V197H108ZM132 196V195H131ZM131 196H129V197H131ZM138 196V195H137ZM166 196H169L168 194L166 195ZM165 196V198L164 199H168L169 200V198H167ZM264 196V195H263ZM263 196H261V195H256L255 193H250V202L249 203H247V202H245V200H247V199H245V200H242V199H239L238 201H230L229 203H227V202H222L220 205H219V207H218V205H216L217 207H218V209L216 210V211H214V207H212V211H210L211 209L209 208V210H208V208H207V210L205 211V209H204V212L203 213H199V215H195L196 217H194L193 215H192V217L193 218H191V214L190 215H188L187 213H185V214H187L188 216H190V218L192 219V221H190V223H192V225L194 224L195 226H196V228H195V230L193 231V233H191L190 235L189 234H187V235H189V237H188V239L186 240V237L187 236H185V239H183V238H181V239H183L182 240V242H185V240H186V243H187V245L191 248V249H193V252L191 253V254H189L188 252H190V251H185V250H183V251H185L184 253H185V255L184 254H181L180 252H181V249H183V248H179L180 250L178 251V253H179V255L181 254V255H183V258L185 259V261H186V263L183 261V263L184 264H264V197ZM38 197V199L40 200H36V198ZM49 197V196H48ZM56 198V200H57V203L58 204H56V201L54 202V199ZM92 197H91V199H92ZM121 197V196H120ZM140 196H138L137 198H139ZM150 197V196H149ZM156 197V199L155 200H157V198H161V196L160 197H158V196H155ZM170 197V196H169ZM47 198V197H46ZM52 198H53V200H52ZM90 198V197H89ZM114 198V200H115V196L113 197ZM125 198V197H124ZM142 198L145 200V197L142 195ZM142 198H139V200H141ZM162 198V199H163ZM236 198V197H235ZM245 198V197H244ZM12 199V198H11ZM102 199H106V198H102ZM13 200V199H12ZM53 202H52V201ZM90 199H88V201H89ZM93 200V204L95 203V201H94V199H92ZM108 200V201H109ZM119 200V199H118ZM124 200H126V199H124ZM135 200H137V199H135ZM143 200V201H144ZM6 201V200H5ZM91 201V200H90ZM89 201V202H90ZM101 201H103V203L102 204H108V201H107V203H104V202H106L105 200H101ZM120 201H122V200H120ZM142 201V200H141ZM147 200H145V202H146ZM150 201H152V199L150 198ZM149 201V202H150ZM7 202V201H6ZM11 202V203H12ZM41 202V203H40ZM133 202V201H132ZM154 202H156V201H154ZM159 202H160V200H158V205H159V207L160 208H162V205H164V202H163V204L162 205H160L159 204ZM91 202L89 203V206H93V204H92ZM98 203V202H97ZM96 203V204H97ZM124 203H126L127 204V201H123V203L122 204H124ZM134 203V202H133ZM141 203H143V202H141ZM161 203H162V200H161ZM3 204H4V202H3ZM10 204V203H9ZM18 204V203H17ZM91 204V205H90ZM101 203H99V204H97V206L99 205V206H101L100 205ZM110 204V202H109V206H112ZM117 204V203H116ZM146 204H147V202H146ZM155 204V203H154ZM154 204H151V206L152 205H154ZM157 204V203H156ZM155 204V205H156ZM5 205H8V204H6L5 203ZM4 205V206H5ZM48 207H47V206ZM85 206V207H82V206ZM95 205V204H94ZM114 205H115V203H114ZM118 205V204H117ZM117 205L115 206V208L116 209H119L120 211H122V210H125V209H128V206H129V203H128V206H125L124 205V207H123V209L121 210L119 207L117 208ZM133 205V204H132ZM132 205H130L129 206V211H130V207L132 206ZM134 205H135V203H134ZM139 205H140V203H139ZM139 205L137 206V208L139 207ZM149 205V204H148ZM147 205V206H148ZM154 205V206H155ZM157 205V206H158ZM167 205H168V203H167ZM167 205H164V206H167ZM175 205V204H174ZM174 205H171V206H169V208L170 207H172V208H170V209H173L174 210ZM12 206H8L7 208H9V207H12ZM46 206V207H45ZM54 206V207H53ZM79 206H81L80 208H78ZM96 205H95V210H98L97 212H99V209L101 210V208H99V209H96V207H97ZM103 206V205H102ZM108 206V205H107ZM109 206H108V208H109ZM119 206H123V205H120L119 204ZM136 206H135V208H133L134 206H132V208L133 209H136ZM140 206H142V205H140ZM144 206L145 207H143V209L144 208H146V205H145V203H144ZM153 206V208L155 209V207L156 208H158L159 209V207H157V206H155L154 207ZM215 206V205H214ZM2 208H3V206H1ZM36 207H33V208H36ZM105 207H106V205H105ZM113 207V206H112ZM127 207V208H126ZM149 207V206H148ZM148 207L146 208V210H148ZM180 207V206H179ZM178 207V208H179ZM184 207V206H183ZM200 207V206H199ZM7 208H3V209H7ZM31 208H32V206H31ZM64 208H65V210H64ZM104 208V207H103ZM102 208V209H103ZM107 208V209H108ZM111 208V207H110ZM165 208V207H164ZM169 208L167 207V208H165V210H162L161 209V213L163 214V215H165V214H168L167 212L165 213L164 211H166V209H168L169 210ZM176 209H175V211H173V216H174V214L177 212V213H179L180 214V212H181V210L180 209H182V212H183V208H181L180 207V209H177V207H175ZM185 208H187L186 206H185ZM184 208V209H185ZM190 207H188V209H189ZM10 209H12V208H10ZM10 209L9 210H7V211H10ZM12 209V210H13ZM37 209V210H38ZM89 208H87L86 210H88ZM92 209H93V207H92ZM115 209V211H117ZM132 209V210H133ZM141 209V208H140ZM158 209H157V211L156 212H158ZM196 209V208H195ZM1 210V209H0ZM15 210H13L14 212H15ZM34 210V209H33ZM32 210V211H33ZM65 212H64V211ZM83 210H80V211H83ZM94 210V209H93ZM93 210L91 211V207H90V211L88 210V212H92L93 213ZM94 210V211H95ZM113 210H114V207H113ZM112 210V211H113ZM119 210H118V213H116L115 211H113V213L115 212L116 213V216L117 215H119V217H120V214L121 213H123V212H119ZM127 210V211H128ZM137 211L139 210V209H136ZM136 210H133L134 212H136ZM146 210H145V212L143 213V214H145L146 213ZM160 210V209H159ZM177 210V211H176ZM178 210L180 211V212H178ZM3 211H6V210H2V211H0L1 213H2V215L4 214L3 213ZM13 211H11V212H13ZM38 211V212H39ZM107 211V210H106ZM151 211H152V214H157V213H153L154 211H153V209L152 210H150V214H151ZM164 213H163V212ZM172 211V210H171ZM184 211H186V209L184 210ZM189 211V210H188ZM190 211H192V210H190ZM189 211V212H190ZM203 211V210H202ZM10 212V213H11ZM14 212H13V215H9V217H8V215H7V217H8V219L9 218H11L12 216H14ZM15 212V213H16ZM19 212V213H18ZM37 211L35 210V213H36ZM37 212V213H38ZM86 213H87V211H85ZM85 212H83V213H85ZM101 213H103L104 211H100ZM109 213L111 212V210L109 209V211H108ZM108 212H106L105 214L107 215V213ZM125 212V211H124ZM175 212V213H174ZM181 212V217L183 218L184 216H185V214L184 213H182ZM188 212V213H189ZM199 212H201V211H199ZM32 213V212H31ZM35 213L34 214H30V216L31 215H34L35 216ZM78 213H81V212H78ZM95 213V212H94ZM126 213V212H125ZM125 213H123V215L125 214ZM129 213V212H128ZM128 213H127V217L129 218V216L132 218V216H134L133 217V219H136L137 218V216H136V218H135V215H139V217H140V214H142V213H138V212H136L135 213V215H133L134 213H132V212H130L131 213V215H129L128 216ZM148 213V212H147ZM160 213V212H159ZM158 213V214H159ZM160 213V214H161ZM196 213V212H195ZM7 213H5V215H6ZM12 214V213H11ZM26 214H25V216H26ZM39 215H40V213H38ZM43 214V213H42ZM40 215V216H43V215ZM76 214V215H75ZM99 213H95V214H93V215H98ZM149 214V215H150ZM184 214V215H183ZM197 214V213H196ZM1 215V214H0ZM37 215V214H36ZM106 215H105V217H106ZM110 215H111V213H110ZM109 215V216H110ZM122 215V216H123ZM147 215V214H146ZM146 215H143V216H146ZM154 215V216H155ZM180 215H177V214H175V216L173 217V219L171 220V218L172 217H170L169 218V223L170 222H172L171 224L172 225H174V227L173 228H175L176 229V226H179L178 224L176 225L175 223H178V222H175L174 223V218L175 217H178V220L177 221H181V217H180ZM4 216V215H3ZM3 216H0V218L2 217V219H4V218H7L6 216L5 217H3ZM29 216V217H30ZM33 216V217H34ZM78 216H80V215H78ZM99 216H101V214L99 215ZM109 216H107V217H109ZM152 217H153V215H151ZM150 216V217H151ZM157 216V215H156ZM158 216H160V215H158ZM168 216H170V215H168ZM168 216H167V218H168ZM15 217H16V215H15ZM103 217H104V215H103ZM102 217V220H105V219H107V217L105 218H103ZM115 217V214H114V216H110L108 219H110V218H114ZM127 217H125L124 216V218H125V220L123 219V225H125V223L127 222V223H130V222H128V221H133L131 218H129L128 219V221H126V219H127ZM139 217H138V219H139ZM148 217V216H147ZM146 217V218H147ZM161 218H162V216H160ZM164 217V216H163ZM14 218V217H13ZM27 218V217H26ZM31 218V217H30ZM30 218H28V220L30 221ZM97 218H98V220H97ZM118 219V221L117 220H115V219ZM123 218V217H122ZM122 218H118V217H115V219H112L113 220V222H111L110 221V223L112 224V225H110L108 222V224L107 223H104V224H107V227H106V229L107 228H109L110 230V233H111V231H113L114 229H115V227H116V222L114 223V221H117L118 223L117 224H119V223H121L122 221H120V219L122 220ZM142 218V217H141ZM145 218V220H146V222L148 221L147 219ZM165 218V217H164ZM164 218H163V220H164ZM166 218V219H167ZM180 218V219H179ZM7 219V220H8ZM22 219V218H21ZM33 219H35V218H33ZM131 219V220H130ZM137 219V220H138ZM142 219H144V218H142ZM141 219V220H142ZM150 219V218H149ZM155 220H159L160 222H163L162 221V219H160V218H157L156 219V217L154 218ZM153 218H152V220H154ZM166 219L164 220L165 222V224L167 225V224H169V223H166ZM184 219V218H183ZM182 219V221H184ZM189 218H187V220H188ZM7 220H5V221H7ZM10 220H12V221H14L13 219H10ZM10 220H8V221H10ZM24 220H26V219H24ZM27 220V221H28ZM36 221L38 220V217H36V219H35ZM35 220H32L31 219V222H35ZM40 220L38 221V222H40ZM111 220V219H110ZM145 220H143V221H145ZM168 220V219H167ZM176 220V219H175ZM4 221V220H3ZM19 221V222H18ZM106 221V220H105ZM104 221V222H105ZM126 221V222H125ZM139 221V220H138ZM157 221H152L153 222V225H154V222H157ZM158 221V222H159ZM181 221V223H183ZM186 221V220H185ZM184 221V223L186 224V222ZM30 222V223H31ZM33 222V223H34ZM101 222V221H100ZM146 222H144V223H141V224H143V226H144V224L146 223ZM149 222L150 221H148L147 223L149 224ZM13 223V225H14V222H12ZM134 223V222H133ZM139 224L138 222H136L135 221V223L134 224ZM147 223H146V225H147ZM183 223V224H184ZM190 223H188L187 224V226L188 227H192V225H190ZM29 224V223H28ZM35 224V223H34ZM34 224H32V225H34ZM113 224H114V226H113ZM131 224V223H130ZM141 224H139L137 227H141L142 229L144 228V227H147L148 228V226H151V229H150V231L152 232L151 233V235H150V237L152 236V234L155 232V233H157V230L156 231H154L153 229L156 227L157 228V226H159V223H156V224H158V225H156L155 224V227L154 228H152L153 226L151 225V223L149 224V225H147V226H141ZM171 224H170V226H171ZM181 225V226H179L180 228L183 226V227H185V228H188V227H186L185 225ZM9 225H10V223H9ZM36 225V224H35ZM108 225H109V227H108ZM162 225H164V224H161L160 226L162 227ZM190 225V226H189ZM1 226V225H0ZM27 226H29V227H27ZM36 226H38V225H36ZM91 226V225H90ZM121 226V225H120ZM126 226V225H125ZM133 226V225H132ZM131 225H130V227H132ZM197 226H198V228H197ZM104 227V226H103ZM118 227H119V225H118ZM134 227H135V225H134ZM98 228H100V227H98ZM117 228V227H116ZM128 227H126L125 229H127ZM133 228V227H132ZM146 228V229H147ZM159 228V227H158ZM157 228V229H158ZM165 228V227H164ZM167 228L169 229V226H167ZM167 228H166V231H167ZM173 228H171V230H168V232L170 231V232H172L173 234H174V232L175 231H177V229H178V227H177V229L173 232ZM180 228H179V230H180ZM193 228V227H192ZM34 229H33V231H34ZM95 229H94V231H95ZM104 229V228H103ZM106 229L104 230V231H106ZM123 230L124 232L126 231V230ZM142 229H140V230H142ZM145 229V228H144ZM144 229H143V231H144ZM93 230V229H92ZM133 230H135V229H133ZM148 230H149V228H148ZM159 230H160V228H159ZM178 230V231H179ZM32 231V230H31ZM96 231L98 232V230L96 229ZM95 231V232H96ZM114 231H116V229L114 230ZM130 231H131V229H130ZM129 231V232H130ZM139 231V230H138ZM142 231V233H143V238L145 237L146 238V236H144V234L147 232L148 233V231L146 230L145 231V233ZM154 231V232H153ZM163 231V233L165 232V229L164 230H162ZM178 231L176 232L177 234H178ZM188 231V230H187ZM81 232H83V234H81ZM107 232H108V229H107ZM133 231H131V235L132 234H134V233H132ZM168 232H166V233H168ZM169 232V233H170ZM185 232V231H184ZM189 232V231H188ZM187 232V233H188ZM92 233H94L93 235H92ZM109 232L108 233H106V236H107V238H108V235L110 234ZM112 233H114V232H112ZM112 233L110 234V236H112ZM162 233V237H165L166 235H168V234H166L165 235V233L163 234ZM172 233H170V235L172 234ZM10 234V233H9ZM89 234H90V236H89ZM108 234V235H107ZM138 234H140L141 235V231L138 233ZM137 234V235H138ZM149 234V233H148ZM158 235H159V233H157ZM156 234V235H157ZM173 234H172V236L171 237H169V235L168 236H166V237H169V238H172V239H169V238H167V239H169V240H167L166 238H165V241H169L170 242V240H172V241H174L173 239H176V236H175V238L173 237ZM180 234H181V232H180ZM183 234V233H182ZM11 235V234H10ZM88 235V236H87ZM92 235V236H91ZM94 235H96V236H94ZM114 235V234H113ZM130 235V236H131ZM165 235V236H164ZM115 236V235H114ZM114 236L112 237V238H114ZM129 236V235H128ZM139 236V235H138ZM178 236V235H177ZM116 237V236H115ZM148 237L149 236H147V239H148ZM149 237V238H150ZM153 237H155V235L153 234ZM157 237L158 236H156V240H157ZM181 237V235H179L178 236V238L176 239L177 241H178V239ZM182 237H184V236H182ZM106 238V239H107ZM111 238V237H110ZM118 238H115V239H118ZM119 238V239H120ZM135 238H137V236L135 237ZM140 238H142V236L140 237ZM105 239V240H106ZM109 239V238H108ZM150 239H153L154 240V243L156 244V242H155V238H150ZM163 240H164V238H162ZM130 240V239H129ZM131 240H132V236H131ZM134 240H136V239H134ZM162 240V241H163ZM175 240V242L177 243V244H179V241L177 242ZM180 240V239H179ZM110 241H112V240H110ZM128 241V240H127ZM161 241V242H162ZM126 242V241H125ZM137 244L139 243L138 242V238H137V241H135ZM135 242H133V244L135 243ZM164 242V241H163ZM174 242V243H175ZM181 242V243H182ZM112 243V242H111ZM149 243V242H148ZM168 243V242H167ZM173 242H171V244H172ZM175 243V245H170V244H168V247H169V250H171L170 249V246H171V248H173L174 246H176L177 244ZM186 243H184V245L186 244ZM125 244H127V242L125 243ZM140 244H141V239H140ZM145 244V243H144ZM147 244V243H146ZM154 244V245H155ZM164 244H165V242H164ZM139 245V244H138ZM147 245H149V244H147ZM162 245V247H163V244H161ZM170 245V246H169ZM183 244H182V246H184ZM132 246V244L130 243V247ZM141 246H144L145 248L144 249H146V247H148L149 249H150V247L152 246V252H150L151 251V249L149 250V252H150V255L153 253V254H156V256L154 255V257L153 258H155V257H158V253H154L153 251L154 250H156V249H158L157 248V244L155 245V247L156 248H153V243H151L149 246H145V245H143V244H141ZM140 246V247H141ZM126 247H129V246H126ZM129 247V248H130ZM132 247H135V245L134 246H132ZM137 247V246H136ZM139 247V248H140ZM167 245H166V247H165V245H164V247L163 248H166L165 250L163 249V251H164V254L165 253H167V252H165V251H168L169 252V250H167ZM178 246H176V248H177ZM186 247V246H185ZM142 248V247H141ZM140 248V249H141ZM147 248V249H148ZM175 248V250L177 251L178 249H176ZM187 248V247H186ZM132 248H130V250H131ZM135 249V248H134ZM133 249V250H134ZM140 249H138L137 248V250H139L140 251ZM144 249H142V250H144ZM174 249V248H173ZM189 249V248H188ZM137 250L135 251V253L137 252ZM159 250V249H158ZM158 250H156V252H158ZM161 250V249H160ZM174 250V253H176V251ZM122 251V252H121ZM125 252L126 251H124L123 253L125 254ZM131 252H132V250H131ZM147 250H146V252H144L143 251V254L145 253V255L147 254ZM160 252V251H159ZM171 252H173V250H171ZM133 253V252H132ZM131 253V254H132ZM170 253V252H169ZM169 253H167V254H169ZM143 254H141L140 253V255L143 257ZM152 254V255H153ZM166 254V255H167ZM138 255H139V253H138ZM139 255V256H140ZM148 255H149V253H148ZM160 256H159V258L161 257V253L159 254ZM172 254L170 253V256H171ZM176 255H178V254H174V255H172V256H176ZM132 256H133V254H132ZM170 256H169V259H170ZM171 256V258H173ZM127 257V258H126ZM145 257V256H144ZM143 257V259H144V262L142 261L143 259L142 258H140L141 259V261H137L139 258H138V256L136 255V259L134 258L133 259V261H137L138 263L139 262H141V264L142 263H144V264H146L145 262H146V260H148V262H149V258L147 259V258H144ZM167 257H168V255H167ZM178 257V256H177ZM177 257H175L176 258V261H177V259H180L181 258V256H179V258H177ZM123 258H124V260H125V258H126V261H124L123 260ZM153 258L151 259V260H153ZM139 259V260H140ZM160 259H162V257L160 258ZM160 259H157V260H160ZM164 259V258H163ZM150 260V261H151ZM156 260V259H155ZM156 260V261H157ZM136 261H135V264H136ZM171 261H173V259L171 260ZM153 262H155L154 260H153ZM152 262V263H153ZM159 262L160 261H158V263L157 262H155V264L157 263V264H159ZM162 262V261H161ZM160 262V263H161ZM131 263V261L129 262V264ZM133 263V262H132ZM137 263V264H138ZM177 263H179V262H177ZM183 263H179V264H183ZM140 264V263H139ZM148 264H151L150 262L148 263ZM162 264H163V262H162ZM164 264H166V263H164ZM173 264V263H172Z\"/></svg>", "mask_w": 264, "mask_h": 264}]
</instances>
